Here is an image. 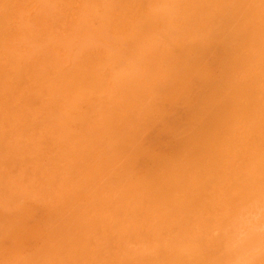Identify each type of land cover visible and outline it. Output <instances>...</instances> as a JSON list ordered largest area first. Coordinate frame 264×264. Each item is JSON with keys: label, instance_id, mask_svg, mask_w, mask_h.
<instances>
[{"label": "rangeland", "instance_id": "374dc122", "mask_svg": "<svg viewBox=\"0 0 264 264\" xmlns=\"http://www.w3.org/2000/svg\"><path fill=\"white\" fill-rule=\"evenodd\" d=\"M95 1H97V2H95ZM195 1H197V2L195 3ZM195 1L194 0H111V1L110 0H14V1L13 0H0V107H1L0 108V129H1L0 135L4 136L3 140H2V136H0V141H2V142H0V175H1L0 176V185H1L0 186V220H1V218L3 219V220H1L2 224L0 222V230H1V232H0V243H1V245H0V258L2 259V260H0V264H6V263L7 264H34V263H36V264L37 263L38 264H74V262H75V264H94L95 261H96V264H191V263L192 264H264V176H263L264 174L263 175L261 173L257 174L258 172L256 174H254V175L258 176V177H256L257 180L259 178V183L256 181L254 183V185H256V186H252L253 184L247 186V183H246L247 180H245L247 178H245V179L243 178L244 179L243 183H244V186L246 185V187H244V186L242 187V181H241L242 176H244L242 174L248 173V172H245L246 169L248 168V165L246 166V163L243 164V162L248 160L247 158H250L251 155L255 154L254 152L257 149H258V152L256 151L257 152L256 154L259 155V151H260L261 147L264 146L262 144L264 142V121H263L264 120V113H263L264 110H262L263 111L262 114L261 113L259 114V117H258L259 121L257 120L259 123H256L257 121L254 120V121H256L254 124H256L258 127V130H254V131H256V133L258 135L255 134V132H252L250 130V129H252L251 126H253L252 120L256 116L255 115V113H256L255 108L258 109L259 104H261V103L262 104L260 106L262 107V109L264 108L263 107L264 106V54H263L264 53V45L263 44L264 43L262 42V41H264L263 35H262V38L259 37V39L261 38L260 41H257V40H259L257 37H252V40L250 41L252 43H247V42L243 43L242 42L245 45H249L250 48L248 49L247 47H244V45H243L244 48L243 47H242L243 49L241 48L242 49L241 53H244V54L242 55L240 52H239V54H236V56L239 55L237 57L238 60L236 59L237 63L239 61V58H242V57H240L242 55V56L246 57V60H245L246 62H244V63H247V64H244L245 67L243 65L240 66L241 68H239V66H238V68H237L238 70H236V72H238V73H236V77L234 76V78H235V79H233L234 82L238 84L237 86H239L242 83H244V85L247 84L246 86H244V91L245 92L246 91L248 92V90H249V92L252 91L250 93L252 95L255 94L258 97V99L256 98V100H257L256 104L258 106L254 103L255 97H253V96L250 97V98H252V101H250L249 102L250 105H249V103H248V105L250 107L249 112L251 113V115H250L251 117L249 116L248 120H247L249 124L246 122V119H243V118H245V115L244 116L240 115V117L238 115V117L235 119L237 121H235L234 124H231L233 126L232 127L229 126L230 130L224 132L225 134H228V135H225L224 133H220V132H219L220 133L219 134L217 129H212V130L210 129V132L212 131V134L215 135L217 140L223 139L221 134L225 135V137H227V136L230 137L232 135V138H233V139H231L232 143H231L230 139L228 140L230 142L229 143V142H227V139L224 137L226 139V143H228L227 145L230 144L229 146H231L230 147L231 152L228 154L223 151L224 147L222 146L223 147L222 151H223V154L225 155L224 156L225 162L223 164H225V165L221 164L222 166H219V161L221 159L219 157H217V158H219V160L217 161L216 168L213 166V169L215 168V172H214V170H212L214 173H211V174H215V173L218 174V175L216 174L217 177L212 175V178H213V176L215 177L216 183H213L214 178L211 180L210 179L202 180L201 179L202 177L200 178V176L197 177V175H196L199 172L198 173L196 172L194 174V173H192V171H193L192 168L190 166L187 167L185 165L184 166L185 169H183L184 174H182V173H181V175L178 174L179 176L177 177V178H179L181 176L180 177L181 179H179L180 182L176 181V178H175L176 176H174L175 182H174V180H172V181L174 182L173 184H175L176 182L181 183L183 185L188 184L187 189H189V190L188 191L186 190V192L183 191L184 194L181 193L182 191L176 190L178 197H176L177 199H172L174 202H171L172 201L171 200L170 202L172 204H170V203H166L167 201L165 202V200L168 198H166V199L163 198V201H162L161 200L162 198L160 199V197L162 195L160 194L161 196L158 197L159 192H161L164 196V193H165L167 188L165 189V191L162 188L164 191L163 192L162 189L160 188V186L158 188H160L161 191H158V188L154 187L157 190L156 192L158 195L156 194L157 200H152L151 197L153 196V194H154L153 192H155L154 191L155 189L154 190L152 189L153 192H151L152 195L150 194L151 196L149 198V193L151 190V189H149L150 186L148 184L143 185L147 182L145 181V183H143V181H141L142 179L146 178V171L148 169H151V168L153 169V167H156L155 165H158V166L160 165V161H158V160H161L163 165L168 166L170 164L169 169L172 172V175L171 174L170 175H171V178H173L172 176L176 172L174 168L177 167V165H176L177 159L178 160L180 159V161H182L183 158L181 156H182V154L184 155L185 148L188 151L190 148V150L192 149V152H193V149L196 147L195 143H199L198 141H195V143H191V142H194V141L190 140V139H192V137L191 138L189 137L190 139L188 138L187 140L184 141V139L188 135H190V133H187V132H191V133L193 132L191 134V136L194 137L196 132H195V130L191 131V129H192L191 127H194V129H197L198 127L201 126V124H199V126L197 125L198 127H196V128L194 125L199 123V121H200V123H202V121L204 119H209V117H210V119H216L217 123H220L223 121H224L223 123H226L225 121L227 120L225 117H223L224 112L223 113L218 112V113L222 114V116H219L220 118L223 117L224 119H226V120H224L222 118L223 120L220 121L221 120L220 119V120H218L219 122L217 121V117H212L211 115H209L210 111L208 110V107L211 105L206 106L208 113L206 112L207 114H205L204 110L206 111V107L204 106L205 109L202 110V108H204L203 103L199 100H197L194 103L196 106L199 105L197 103H201L202 108L201 109L198 108V111L199 112H200V110H202V111L200 113H196V114H195V112L191 113L192 112L191 109L193 106L192 104H190V103H192L191 99H194V100L197 99V98H193V97H197V95H196L197 93L193 94L194 96L192 95V93H193V91H194V93L198 92L199 95L201 93V90L198 91V89H197V91H196L195 87H194V89L192 88L193 91H192V93H190L193 97L191 98L189 96V98H191L190 99L191 101H189V98H187L189 101L187 105L184 104V102H185L184 96L181 97L182 100L180 99L176 103L177 106L175 105V102H174L177 97L175 99H173L174 103L172 102L173 104L171 103L172 105H170V106L174 107V108L172 107L173 110L169 109V102H167L170 99L172 100V98L166 99L165 96L168 93L167 94L163 93L164 91H167V92L170 91L171 93L175 92V90L169 89V85H168L169 83L167 84L166 80L168 81V79H169V81H170V79H171L173 81H176L178 79L177 78L174 80L173 75H172V77H170V75L175 70H176V72L178 71L177 66H180L181 68L184 66L185 70L189 69L188 67H190V66L187 67L186 66L187 63L185 65V63L184 62L182 63L179 59H177L178 61L176 60L173 63L175 58H179V57L183 56L184 53L187 52L186 50L188 48L183 49V47L188 46L187 45L188 43H190V45H191V42H192V44H194V45L191 48V50L195 53L199 47V46H196L197 44L201 45L200 48H205L204 46H202L204 43H206V45H207L206 41H209L208 39L200 40L201 37H204V38L208 37L206 34L208 30H205V32H206L205 33L204 30L200 29V28H202L200 26V21L202 20L201 18L210 15V14L205 15L206 10L208 11L212 8L214 9L215 7L220 8L219 7L220 5L222 7H226L228 5V4H226V6H223L226 3V2H223V0H222V2H220L221 0H219V1L218 0L217 1L216 0H213V1L207 0V2H206V0H195ZM248 2H250L251 5H252V2H254L253 6L251 7L250 3H248ZM248 2L246 4L245 2H243V0H241L243 7H248L247 8L248 10H249V8H251L250 9L251 15H249L250 17L248 16V13H245V14L250 18V20L252 21L251 23H258V24L262 23L263 26L262 25H255L256 27H254V26L252 27L251 24L247 25V26H249V28L251 27L250 29L255 28V30H257V28H259V30H261V28L264 29V0H249ZM229 3H231V2H229ZM113 4H114V6H113ZM231 5H238L239 6V4L235 3V2ZM231 5H229L227 7H230L232 9L233 6H231ZM242 6L240 5V7H242ZM240 7H239V10H240ZM144 9H145V11H147L146 12L147 14L145 13V11H142ZM222 9H224V8H222ZM235 9H236V7H235ZM82 10H83V12H82ZM204 10H205V12H204ZM227 10H228V8H227ZM230 10H228L226 12L228 13V19L231 21L233 20L232 22H233L234 26L231 24V21L228 22L229 21L228 19H227L228 21L224 20L227 16V13H224L226 15V16H224V14L221 12L224 17L220 16L221 13L219 14V17H218V15H216L214 13H216V12L218 13L220 11L215 12L212 10L214 16H217L219 19L221 17H223L222 18L223 22L224 21L226 22L225 25H227V23H230L227 25L229 29H230V27L235 28L236 23H237V26H240V25H238L239 22H234L236 20V19L234 20V18L236 17L237 13H238V15L240 13L234 12L235 16H233L234 13L232 12L233 13V15H232ZM236 10H238V9H236ZM261 10H263V11H261ZM243 11L245 12V10H243ZM223 12H225V11H223ZM94 13H96V14H94ZM140 13H141V15H140L141 17L139 16ZM142 13L147 15V19H145L146 16L144 17ZM174 13H175V15H174ZM190 13H192V14H190ZM206 13H208V12H206ZM257 13H258V16H257ZM134 14H135V16H137L136 18H134L135 17ZM185 15H187V16H185ZM203 15H205V16H203ZM229 15H230V18H229ZM231 15H232V17H234L233 19H231L232 18ZM246 15H244V16H246ZM252 15L254 18L252 17ZM48 16H49V18H48ZM107 16H109V17H107ZM149 18L150 19L152 18V20H150V22H149ZM197 18L199 20H197ZM207 18H210V17H207ZM207 18H205V19H207ZM108 19H110V20H108ZM136 19H137V22L140 21L138 24L140 26H142L141 29H140L139 25L136 23ZM142 19L144 22L142 21ZM193 19H195L194 20L195 22L193 21ZM131 20L133 22H131ZM187 20H189V21H187ZM209 20L210 19H208V21ZM244 20H246V18H244ZM134 21H135V23H134ZM190 21H191V23H190ZM216 21L218 23H216V24L214 23L215 24V27L213 26L214 31L211 30L212 31V32H210L211 37L210 36L209 37L212 38V40L216 42L215 44L217 45L218 48L215 46L214 43H213V45L209 43L207 46L204 44L208 50H210L209 47H216L217 49H219L217 52V49L215 48L216 52L213 51L215 55L214 54H213V56L211 55L212 57L211 56L209 58L206 57V56L210 55L208 53H207L208 55H205V57H204L206 59L215 61V63H213V62H212V64L209 63V65L211 64L212 67H213V64L216 67H218V65H216V62L218 64V62H219V61H217L218 58L220 57V59L222 60L221 56L223 57L222 49L219 47L220 43L219 44L217 43L220 40L218 35H220L221 33L220 32L218 34L215 33V31L217 30L216 26L220 25L219 23H221L222 21L215 19L214 22H216ZM205 22L201 23L202 26H203V23L205 24ZM246 22L247 21H245V23ZM79 23H80V25H79ZM96 23H97V25H96ZM140 23H144V24L142 25ZM145 23H148V24L146 25ZM151 23L153 25H151ZM189 23L191 25H189ZM245 23H244V26L246 24H248V23H246V24ZM115 24H116V26H115ZM210 24H209V26H210ZM107 25L108 26L110 25V26L108 27ZM173 25L175 27H173ZM230 25H232V26H230ZM99 26L100 27L102 26V27L100 28ZM104 26H106L107 28ZM204 26H205V28L206 27L208 28V26H206V24ZM136 27L138 29H135ZM186 27H187V29H186ZM210 27H212V26H210ZM217 28H218V26H217ZM225 28H226V26H225ZM225 28L224 27L222 28V30H224V32H227V33L230 32V30L228 31V29L225 31ZM234 28L232 30H234ZM240 28L238 27V30ZM245 28L246 27H244L243 29H245ZM202 29H204V28H202ZM250 29H248V30H250ZM77 30H78V32H77ZM135 30H137V31H135ZM138 30H140V32L142 31V33L141 34H140V32L138 33ZM194 30H195V34L193 32ZM252 30L254 32H252ZM252 30H251V32L255 33V30L254 29H252ZM262 30H261V32H262ZM197 32L200 34H198ZM213 32L217 35H215ZM221 32H223V31H221ZM224 32L222 33L223 35H220L222 38H223L224 34H226ZM263 32H264V30H263ZM75 33H77V35H75ZM204 33L206 34V36H204L205 35ZM247 33H245V34H247ZM257 33H258V35L260 34V36L262 34V33H259V31L258 32L256 31V34ZM83 34H84V36H83ZM51 35H52V37H51ZM69 35L71 38L69 37ZM94 36H96V37H94ZM139 36L141 38H139ZM252 36H253V34H252ZM179 38H180V40H179ZM214 38H215V40H214ZM216 38L218 39L217 41H216ZM123 39H125V40H123ZM197 39H199V42H201V44L199 42L193 43V41L197 40ZM97 40H99V41H97ZM169 40H170V42H169ZM253 40L257 41V44L259 43L260 45L259 44L257 45L255 41L253 43ZM248 41H249V39H248ZM43 42H44V44H43ZM176 42H177V44H176ZM242 43H241L240 47L242 46ZM14 44H16V45H14ZM158 45H160V46L158 47ZM209 45H211V46H209ZM253 45L255 46V48L253 47V49H252L251 47ZM49 47H50V50H49ZM74 47H75V49H73ZM174 47H176L177 50ZM45 48H46V50H45ZM245 48H247V49H245ZM70 49H72L73 51H71ZM156 49H157V51H156ZM169 49H172V50H169ZM194 49H195V51H194ZM211 49L214 50V48H211ZM239 49L240 48H238V51H239ZM68 51L70 53H68ZM175 51H178V53L176 54ZM163 52H164V54H163ZM193 52H192V54H193ZM153 53H156V54L153 55ZM189 53H191L190 49H189ZM228 53L231 54V52H229V51H228ZM233 53H232V55H233ZM211 54H212V52H211ZM150 55H151V57L149 58ZM213 57H216V60L210 59ZM226 57H231V55L229 56V54H226ZM226 57H225V59H226ZM235 57H234V59H235ZM248 57H249V59H247ZM104 58H105V60H104ZM155 58H158V59H155ZM161 58H162V60H161ZM91 59H92V61H91ZM155 60H157V61L155 62ZM160 60L163 62L160 63ZM182 60L184 61V59H182ZM199 60H201V59H199ZM202 60L203 61H198L196 63L197 65L195 64L196 67H195V65H194V68L192 67L194 74L192 73L193 75H189V76H187V78L185 77L186 81L188 80L187 82H189L191 79H193V78L189 79L191 76L196 78L197 72H195V70L196 71L200 70L201 66L203 65L202 62H204L203 58H202ZM209 60H208V62H211ZM109 61H111V62L109 63ZM232 61H235V60H232ZM236 61H235V63H236ZM89 62H91V63H89ZM208 62H206V63H208ZM64 63H65V65H64ZM158 63L160 65H162L163 67H161L160 65H157ZM149 64H150V66H149ZM173 64H174V66H173ZM114 66H116V68ZM230 66H232V65H230ZM216 67H215L213 72H210V70H211V69H209L210 67L209 68H202V69H206L208 71V73L210 72V73L216 74V73H218L217 71L219 70ZM219 67H220V65H219ZM91 69L92 70L95 69L97 71V72H95V70H94V73L91 74L92 78L90 77L91 79H93V77H94L95 81H94V79L92 81L90 78H89V81H91V82L82 80L84 78V76H87L85 74L84 70L91 71ZM231 69H232V67H231ZM231 69L230 68H229V70L227 69V72L228 73L230 72V74L233 75V73H235V72L231 73V71H230ZM247 69H248V71H247ZM101 71H103V72H101ZM166 71H168V72H166ZM261 71H262V73H261ZM130 72H131V74H130ZM160 72H162L163 74H161ZM181 72L185 73V71H181ZM220 72L222 73V71H220ZM227 72L225 71V74ZM169 73H171V74H169ZM189 73H191V71ZM93 74H95V75H93ZM164 74H166V75H164ZM175 74H174V76H175ZM176 75L180 76L181 73L176 74ZM183 75L186 76L185 74H183ZM166 76H167V78H166ZM216 76H217V79H219V81H220L222 74L220 75L221 77H218L219 74L218 75L216 74ZM248 76H249V78H251L253 76V78H255V80L253 79L252 81H250L248 79ZM105 77H107V78H105ZM213 77H215V76H213ZM75 78H77V79H75ZM180 78H182V77L180 76ZM210 78L213 80L216 79V78L214 79L212 77H210ZM224 78H222L221 81H225ZM226 78L228 80L229 76H226ZM74 79H75V81H74ZM182 79H184V78H182ZM217 79L215 81L219 82ZM62 80L64 83L62 82ZM140 80H141V83L143 85H141V83L139 84ZM179 81H180V79H179ZM184 81H185V79L182 82H184ZM193 81H196L195 84H199L197 79L196 80L193 79ZM146 82H148V83H146ZM163 82H165L168 85V88H166L167 87V85H166L164 87L162 86L161 90L158 89L163 84ZM225 82L227 85V81H225ZM225 82H224V84L221 82V87L223 86V90L221 92V89H222L221 88L219 93H217V95H216V96H218V98L220 95V100L222 99L221 102L223 101V103H224V100H223L222 96H224V94H225V93L223 94V92H225L224 91ZM234 82H232V83H234ZM251 82H253L252 85H251ZM73 83H76L75 86H77V87H74ZM94 83H96V84H94ZM170 83H172L170 85V87L171 88L175 87L176 89L185 85V84L183 85V83L181 85L176 84V86H177L176 87L173 82L170 81ZM229 83L232 84L231 81ZM248 83L251 86H249ZM82 85H84V86H82ZM163 85H165V84H163ZM190 86L188 83V87H190ZM192 86H194V85H192ZM237 86H235V87H237ZM141 87H143V88H141ZM185 87H187V86H185ZM199 87L200 86H198V88ZM231 87H234V86H231ZM240 87L243 88V84ZM242 88H241V90H242ZM148 89H149V91H148ZM189 89H191V88H189ZM250 89H252V90H250ZM159 90H160V92H158ZM184 90H186V88ZM258 90L260 92L262 90L263 92L259 93ZM161 91H163L162 94L164 96H160V95H162V94H160ZM229 91L226 92V95H225L226 97H228L227 93ZM244 91H243V93L245 94ZM189 92L190 91H188L187 93H189ZM233 92H234V90H233ZM239 92H241V91H239ZM235 93H236V91H235ZM237 93H238V91H237ZM237 93H236V95H237ZM243 93L241 92L240 94H243ZM176 94H173V95H176ZM251 94H249V95H251ZM146 95H149L151 97H149V96L146 97ZM185 95H186V93H185ZM243 95L242 96L239 95V97L241 98V97H243ZM249 95H247L248 99H249ZM85 96H86V98H85ZM170 96L171 95L168 94L167 98H169ZM187 96L188 95H186V97ZM216 96L214 95V97H216ZM230 96H231V94H230ZM226 97H224V99ZM235 97H234V99H235ZM247 97L245 99H247ZM156 98H159V99H156ZM163 99L166 100L165 103L168 107V108L166 107V109L162 108L164 111H166L168 109V110H170L168 112L171 113V111L174 112L176 110L172 114L173 116L170 115L171 118H170V116H168V114L166 112V115L169 118L167 116H165L164 118L162 117L160 119V122L164 119H167L166 120L167 126L164 125L165 122H161V123L159 122V118L157 119V117H159L160 114L158 116V113H156V112L160 111V110H158V108H161L163 105L165 106L163 101L160 102ZM187 99H186V101H187ZM243 99H244V97L241 98V102L243 101ZM253 99H254V102H253ZM29 100H30V102H29ZM258 100L260 101L259 104H258ZM181 101L182 102L184 101V102L181 103ZM225 101H226V99H225ZM227 101H228V99H227ZM20 102H21V104H20ZM151 102L153 103V105L151 104ZM213 102H215V100H213ZM216 102H217V103H215L216 105L213 103L216 106L215 108H217V106H219L218 104H220L219 103L220 101H216ZM241 102L239 100L238 103L241 104ZM244 102L246 103L248 101L244 100ZM252 102H253V105L255 104L254 110L252 109ZM7 103H8V106H7ZM87 103H88V105H87ZM155 103L156 104L158 103L157 104L158 106L155 105ZM159 103H161L162 105H159ZM229 103H231V101ZM189 104H190V106H189ZM240 104H239V106H240ZM150 105H152V106H150ZM187 106L190 108L191 111L188 110L189 108ZM196 106H193V107L196 109L197 108ZM224 106H227V105L225 104ZM239 106H236V107H239ZM13 107L16 109L14 110ZM36 107L40 108V109L37 110ZM41 107H42V109H41ZM186 107L188 109H186ZM261 107H259V108L261 109ZM145 108H146V110H145ZM209 108H210V110L213 109L212 107H209ZM215 108L213 109L212 114L217 115ZM229 108H231V106ZM241 108H243V107L241 106ZM246 108H248V106ZM195 109H193V110H195ZM224 109L227 110L228 108L225 107ZM2 110H4V112ZM181 110L182 111L185 110L183 112V114H182ZM187 110L190 111L189 116H186V115H188ZM229 110H231V109H229ZM252 110H253V112H252ZM45 111H47V113ZM218 111H219V109H218ZM241 111H242V109L240 110V112ZM7 112L9 113V115ZM176 112H178V113H176ZM247 112H246V114H247ZM257 112H258V110H257ZM180 113L182 115H184V117L186 116V118L189 117L188 120L184 119L182 117V115L179 116ZM202 113H204L205 115H207L209 117H204V119H203L204 115H202V119H201L202 121H201L199 117ZM227 113H229V111H227ZM234 113H235V111H234ZM234 113H232V114H234ZM25 114L28 116H26ZM42 114L44 115V117L42 116ZM161 114H162V116H164L163 112ZM193 114H194V116H193ZM135 115H137V117ZM175 115L179 116L177 118H181L183 121L184 120H187V121L183 122L182 120L178 119L177 121L179 123H174L172 121H174V120L176 121V119H177ZM197 115H198V120L196 119ZM10 116H12V117H10ZM133 116L136 118H134ZM154 116H155V120L157 119V121L159 122V124L157 123V125L158 126L160 125V126L158 127L156 124L154 125V123H153L155 128L154 127L151 128L149 125L152 123V120L150 121L148 119H151V118L153 119ZM192 116H193V118L195 117L194 119L197 120L198 122L195 121L194 119L192 120L193 122H190V120L192 119ZM234 116H236V115H234ZM28 117H30V119ZM140 117H142V118H140ZM25 118H27L26 119L27 121L25 120ZM117 118H119V119H117ZM131 118H132V120H130ZM231 118H232V116H231ZM21 119H23L24 121H22ZM135 119H137V120H135ZM228 119H229V117H228ZM9 120H11V121H9ZM39 120H41V121H39ZM50 120H52V121H50ZM16 121L19 123H17ZM131 121L134 123H132ZM136 121H137V124L135 123ZM138 121H139L140 125L143 124L142 125L143 126V129H142L143 132L149 131L150 128H151L150 131H153L154 129H156V130H154L156 132L157 130H159L157 128H160L161 126H162L163 130H160V132L157 131V134L156 133L154 134L151 132V134L149 133V134H143L142 136H138L139 132H135V131L138 130V127H140V128L142 127L139 125ZM153 121H154V119H153ZM169 121H171V122H169ZM180 121L183 122V124L185 123L184 124L185 126L182 127L183 129L184 128L185 129L182 132L180 131L181 126L179 127V124L181 123ZM243 121L245 122V124ZM11 122H12V124H11ZM38 122H39V124H38ZM144 122L146 123L145 124L146 126L148 124L149 130L146 129ZM186 122L188 124L189 123L190 124L189 125L187 124L188 126H186ZM3 123H6V124H3ZM251 123H252V125H251ZM122 124H124V125H122ZM12 125H14V126H12ZM163 125L166 126V129L169 126L170 128H172L171 131H173L175 134H177V136H175V138L173 140H172V136L174 137L175 134H173V132L169 131V128H168V131L170 133L168 131L165 133H166V136H170L167 138H169V139L171 138V139L169 140L166 138V136L162 135V131H163V133L165 131L164 130L165 128L163 127ZM177 125H178L179 129L175 128V127H177ZM218 125L222 126L223 124L221 123V125L220 124H218ZM256 125H254V126H256ZM23 126H24V128H23ZM25 126H27V127H25ZM83 126H84V128H83ZM123 126L127 127V128L124 127V129H127L126 132L127 133L130 132L132 134V136H134L137 133L135 135V137L137 136L138 139L134 140V141H136L135 145H134L135 147H136V145H142V144L144 145V143H145L144 141L148 140L150 142V145H152V150L149 149V151L150 150L154 151L155 149H153V145H155L157 143L156 147H160V148L159 149L157 148L156 151L160 150L162 148L163 149V150L161 149L162 155L160 154V151H161L160 150L158 152L159 154H156V155L155 154H151V155L149 154L150 157L148 156L149 157L148 158V157H146L147 153L145 154L143 151L140 150L142 153L145 154V156L143 159H141L143 156L140 157V159L142 161L140 159L138 161L136 159L138 157L137 152H139V154L141 152L135 149L137 152L133 153L134 148H132L133 146L131 144L134 142L131 143L129 140V143L127 145L126 144V141H127L126 136L122 137L121 135H123V134L120 132H117L118 128L120 129L119 131H121V128H123ZM186 127H187V129H186ZM249 127H251V128L249 129ZM44 128H45V130H43ZM48 128H49V130H48ZM214 128H217V127H214ZM223 128L227 129L225 127V124H224ZM2 129L4 131H2ZM173 129H175V130H173ZM7 130H8V132H7ZM177 131H180V132H177ZM213 131H215V132H213ZM23 132H25V135ZM26 132L29 134L27 135ZM34 132H36V133L38 132V135L36 133L34 134ZM73 132H75V133H73ZM117 133H118V135L120 134L119 136H120L121 140L122 139L124 140V137L126 138L125 141H121L122 143L124 142V148L128 147L130 150L133 149V150H131L133 155L136 154L134 156H137L134 159H136L138 162L137 161L132 162L133 157H131V158L129 157V158L131 159L132 165L138 166V164H140L138 166L139 168H137L135 166L137 168L136 169L134 166H131L134 168H132L133 170L132 169L129 170L130 166L129 167L125 166V168H127V170L124 169V171L122 172V170H123L122 167H124V163H122V162L121 163L120 162L119 163L112 162L109 165H107L108 162L104 163L106 165L99 163L101 158H103L104 161H106L109 156H111L110 159L113 157V159L118 160V161L119 160L123 161V159L124 160L126 159L125 160V162H126L129 159V158H125L126 153H124L125 155H123V156L121 155L122 150L118 149L119 150V151H117L118 153H114L116 148L111 147V146L116 147V145H120V147L123 146L122 143H117V142H119V139H118L119 137H118ZM80 134H81V136H80ZM86 134H87V136H86ZM169 134H171L172 136ZM82 135H83V137H82ZM150 135H154V136L157 135L158 137L157 136H155V137L158 139H156V138L153 139L154 137H151ZM179 135L181 136V139L178 138ZM209 135L211 136V133ZM77 136H79V137H77ZM102 137H104V138H102ZM216 138H214V140ZM145 139H147V140H145ZM161 139H164L162 141L163 143L166 141V139L168 142L171 141L172 142L171 145L175 146L176 148L179 145L180 148L179 147L178 148L180 150L177 151L178 153L176 152V150H178V149L175 150L174 149L175 147L172 148V146H169V144L167 145L164 143V146L162 147L161 146L162 142L159 143ZM11 140L14 142L12 143ZM85 140H86V142H85ZM102 140H104V141H102ZM116 140H117V142H116ZM217 140H215V141L219 144V142ZM3 141H5V142H3ZM97 141H98V143H96ZM91 142L94 143L96 145V147ZM149 142H147L148 145H149ZM234 142L237 144H235ZM36 143H37V146H36ZM76 143H77V145H76ZM82 143H84L83 147H82V145H83ZM86 143H88L90 145V148H92V146H93V148H95L93 150L91 149V152L94 151L95 153L92 152V154L93 153L94 154L92 157L89 156V159L90 158L92 159L94 157V155L97 153V154H99V157L101 156L100 158L98 157L100 159L99 162L96 159V157H97L96 156L97 154H96L94 159H96L97 161H92L93 160L92 159L91 163H90V161L88 159L87 160L88 164H87V162L85 161L87 158L86 155H90L91 152H89V154H88L86 148H88V149H90V148H89V145H87ZM163 143H162V145H163ZM202 143L204 144V142H202ZM207 143H210V142H207ZM66 144H67V146H66ZM85 144L87 146H85ZM186 144L187 145L189 144V146H187ZM193 144L195 147L191 148L190 145H193ZM79 145H81V146L79 147ZM165 145L169 146V147H167V149H165L166 148ZM184 145H185V147L183 148ZM202 145L197 144V146H199V147L196 148L197 150L200 151L201 154H202V151H204V148L206 146L205 144H204V146H202ZM221 145H220V147H221ZM6 146L7 147L9 146L8 147L9 149ZM201 146L204 148H201ZM210 146H212V145H210ZM97 147H99V148H97ZM145 147L148 150L147 146H145ZM234 147L236 148V150ZM249 147L251 148L250 150L252 153L250 152ZM101 148L102 149L105 148V150L103 149V150H101L102 151L101 152L100 151ZM128 148H125V149L129 150ZM143 148H144V146H143ZM182 148L184 150H182ZM212 148L211 149L213 151L214 147H212ZM226 148H228V146ZM125 149L123 150L124 152H125ZM171 149L172 150L174 149V151L177 154L174 151H172V152L175 153V155H177V156L179 155V156L178 157L174 156L173 153L169 154L168 152H171V151H169ZM196 149H194V152H193L194 157L198 153V152L196 153ZM96 150H98L99 152H96ZM167 150H168V152L166 153ZM80 151H81V153H80ZM82 151H84V152H82ZM85 151H86V153H85ZM192 152L190 153V151H189L190 154H192ZM205 152L206 151H204V153ZM210 152H211V150H210ZM76 153H78V154H76ZM129 153H131V152H129ZM189 153L187 154L188 156H189ZM37 154L38 155L44 154L43 155L44 158H42V155H41V159H39L40 155L38 156ZM69 154L72 156L70 157ZM83 154H85V155H83ZM117 154H119V156H116ZM211 154H212V152H211ZM215 154L216 153L212 154V156H214ZM263 154H262V156H263ZM140 155H143V154H140ZM166 155H167V157L169 156L170 159H172V162H174V161L175 162L172 163L170 161V159L169 160H168V158L166 159L165 158ZM206 155L208 156V154H206ZM218 155H220V154H218ZM249 155H250V157H249ZM68 156H69V158H68ZM104 156L106 158H104ZM128 156L129 155H127V157ZM131 156H132V154H131ZM203 156H200V157H203ZM254 156H256V155H254ZM35 157H36V159H35ZM118 157L119 158L121 157V159H119ZM175 157H177V158H175ZM8 158L9 159L14 158V159H12L13 160L12 161L11 159L9 160ZM162 158H165L166 160L162 159ZM206 158L207 157L205 156L204 159L202 158V159H200V161H205V163H207V164L212 163L211 160H208V161H210L209 163L206 162L207 161ZM254 158H252V159H254ZM149 159H153L154 161L156 160L155 161L156 163L152 162V164H153L152 165L150 161H153V160H149ZM184 159H188V157L184 158ZM193 159H195V158H193ZM193 159H191V160H193ZM16 160H18V161H16ZM22 160H23V162H22ZM27 160L29 162H27ZM41 160H42V162H41ZM143 161H145V162H143ZM147 161H148V163H146ZM197 161L198 160L196 159V162ZM251 161H249V163ZM38 162H40V163H38ZM129 162H130V160H128V163H126V165L127 164L130 165L131 162L130 163ZM169 162H171V163H169ZM262 162H263V160H262ZM162 163L160 165L161 167H163ZM58 164H60V165H58ZM177 164L180 165L182 163L177 162ZM15 165H16V168H14ZM141 165H143L145 167H142ZM182 165H184V164H182ZM191 165H193V163ZM201 165L202 164L200 163L199 167ZM253 165H255V164H253ZM197 166H198V164H197ZM256 166H258V164H256ZM5 168H6V170H5ZM118 168H120V169H118ZM182 168H183V166H182ZM195 168H196V166H195ZM195 168H193V169L195 170ZM224 168L226 170H224ZM51 169H52V171H51ZM56 169H57V171H56ZM159 169H157V170H159ZM163 169H165V172H166V169H168V168H166L164 166ZM189 169H191V170H189ZM237 169L240 172H238ZM257 169H258V167H257ZM48 170H49V172H48ZM82 170H84V171H82ZM199 170H200V168H199ZM230 170H232V171H230ZM254 170H252V171H254ZM29 171H30V173H29ZM92 171H93V174H92ZM133 171H134V173H133ZM195 171H197V170H195ZM242 171H244V172H242ZM257 171H259V170H257ZM126 172H127L126 178L127 177L131 178V179H129V180H131V182L128 180L125 181V178L121 177L122 175L124 176V174H126ZM148 172H150V170ZM153 172H154V170H153ZM180 172H182V170ZM180 172H178V173H180ZM185 172H188L189 174L188 173L186 174ZM228 172H229V174H228ZM68 173H69V175H68ZM151 173H152V170H151ZM151 173H149L150 175H149L148 180H147V178L145 179L147 181H150L149 179H151V177L154 176V177H152L151 182H149L150 184H152V183L154 184L155 182L159 183V182L163 181V180L158 181V177H160V179H161V176L159 174H162L164 172H162V173L158 172L159 173L158 176L155 175L156 173H152V174ZM207 173H209V172H207ZM232 173H234V175ZM235 173L236 174L239 173V176H238V174L236 175ZM262 173H263V171H262ZM70 174H72V175H70ZM135 174H136V176L137 175L138 176L136 177ZM113 175L115 176V180L112 179V178H114ZM117 175H118V177H117ZM147 175H148V173H147ZM163 175H165V173ZM167 175H168V173H167ZM167 175H165V176H167ZM199 175H201V173ZM38 176H39V180H38ZM87 176H88V178H87ZM144 176H145V178H144ZM165 176H162V177H165ZM207 176H210V174H208ZM249 176H250V174L248 175V177ZM89 177H90V181H91L89 187H90V189H94V191L92 190L93 192H91V190L89 189L88 184H87L88 183L87 181H89ZM109 177H110V180H109ZM140 177H142V178L140 179ZM239 177H241V179ZM98 178H100V179H98ZM171 178H170V180H171ZM197 178H199V180ZM217 178H219V181ZM252 178L254 179V177H252ZM93 179H94V181H97L99 183V185H98V183L95 182L98 185V187H97L98 189L96 188L97 190L95 189ZM95 179H98V180H95ZM116 179L121 180V181H119L120 188H121V185H123V187L121 189H118L119 183L116 182L117 181ZM137 179H139L141 182L138 183L139 180H137ZM154 179H155V181H154ZM220 179L224 180V182L221 181ZM229 179H231V180H229ZM164 180H166V179H164ZM167 180H169V179H167ZM196 180H197V182H196ZM227 180H229V181H227ZM235 181L239 185L236 184ZM251 181H252V179H251ZM104 182H106L107 184ZM195 182H196V184H195ZM247 182H249V181H247ZM72 183H73V185H72ZM165 183H166V181H165ZM165 183H162V184L165 185ZM171 183L172 182L168 183L169 187L170 186L172 187ZM178 183H177V185H179ZM256 183H258V184H256ZM84 184L85 185L87 184L88 188L87 187L82 188L83 186H85ZM115 184L118 186H116ZM162 184H160V185H162ZM201 184H202V186H201ZM248 184H251V183H248ZM107 185H109V186H107ZM224 185L225 186L227 185L228 189H226V187ZM167 186L165 185V187H167ZM195 186H196L197 190H196ZM68 187H70V188H68ZM74 187H76V189ZM126 187H127V189L132 187V188H130V190L131 189H133V190L132 191L128 190V191L130 194L132 193L134 196L136 195V197H138V201L134 197L133 199H130V202H129L128 197L127 198L125 197V195L127 194ZM147 187H148L147 190H149V193H147V190H144V191H146V193L143 194V190H141V188H147ZM171 187L168 189L170 190ZM223 187H224V191H223ZM229 187H230V189H229ZM239 187H241V188H239ZM248 187H250V188H248ZM254 187H256V188L259 187V189L258 188L256 189ZM85 188L87 189L86 191H85ZM123 188L125 189V192H126L125 195H122V192H121ZM152 188H153V186H152ZM181 188L183 189V187H181ZM217 188H219V189H217ZM231 188L233 190H231ZM139 189H140V191H139ZM177 189L179 190V187H177ZM190 189L192 190V192H190ZM214 189H216V190H214ZM225 189H226V191L227 190H229V191L226 192ZM234 189H236V190H234ZM171 190H173V189H171ZM4 191H6V194ZM56 191L58 192V195L56 194L57 193ZM96 191H98V192H96ZM232 191H233V193H232ZM240 192H241V194H240ZM172 193H174V191H172ZM185 193L188 195H186ZM214 193H215V195H214ZM225 193L227 195L228 194L231 195L230 199H227L226 196H224ZM50 194H53V195H50ZM123 194H124V192H123ZM132 194H131V196H132ZM146 194H148L147 195L148 201L146 200V198H144V197H146ZM238 194H240V196H238ZM128 195L129 194H127L126 196H128ZM241 195H243V196H241ZM74 196H75V198H74ZM76 196H78V197H76ZM154 196H153V198H154ZM175 196H176V194H175ZM182 196H184V198ZM170 197H171V195H170ZM192 197H193V200H192ZM209 197H210V199H209ZM231 197L233 199H231ZM67 198H69V199H67ZM181 198H182V200H181ZM66 199L68 200L69 204H68ZM76 199H77V201H76ZM198 199H200L201 201H199ZM65 200H66V202H65ZM190 200L192 203L190 202ZM210 200H212V201H210ZM218 200H220V201H218ZM135 201H137V202L135 203ZM64 202L66 204H64ZM146 202H148V203H146ZM157 202H158V204H157ZM183 202H185V203L183 204ZM212 202H213V204H212ZM61 203H63L64 205H67V206L64 207L63 204H61ZM73 203H74V205H73ZM163 203H166V204L163 205ZM48 204H50V205L48 206ZM168 204H170V205H168ZM7 206H8V208H7ZM50 206H51V208H49ZM80 206H82V208H85V209H82ZM172 206H173V208H172ZM61 207L62 208L64 207V208L61 209ZM214 207H215V209H214ZM35 208H37V209L35 210ZM38 208L41 209L42 211L41 210L39 211ZM53 208H54V210H53L54 212L52 211ZM154 208H156V209H154ZM157 208H159L160 210ZM28 209L29 210L31 209V210L29 211ZM64 209H67V210H64ZM163 209L164 210L166 209L167 211L166 210L164 211ZM175 209H176V211H175ZM19 210L20 211L26 210V213L24 214L25 216H23V213H22L24 211L19 212ZM63 210H64V212H63ZM68 210H69V213L66 214L65 211L68 212ZM77 210H79V211H77ZM221 210H223V211H221ZM60 211L63 214H60ZM81 211H83V212H81ZM100 211H101V213H100ZM77 212L78 213L80 212L81 214L79 213L77 215ZM29 213H30V215H29ZM45 213H46V215L44 216ZM213 214H214V216H213ZM39 215L41 216V218ZM75 215H76V217H73ZM132 216H134V217H132ZM29 217H32V218H29ZM50 217H52V218H50ZM60 217L64 218L66 220L65 225L67 224L68 227L72 228V230H71V228L68 230V233H70V234H67V236L70 235L71 238L68 236L65 239L66 233L65 234L58 233L57 232L58 228L55 230V233H53V234L50 233L54 230V228L59 227V226L63 229V231H65V230L67 231V229H66L67 227L66 228L64 227L65 221L63 222L64 219H61ZM158 217H159V219H158ZM22 219H24V221ZM79 219H80V221H79ZM88 219H90V220H88ZM114 219L116 222L114 221ZM45 220H46V222H45L46 224H44ZM52 220H54V221H52ZM60 220L63 223L60 222L61 223L60 224L59 223ZM53 222H54V224H53ZM35 223L36 224L38 223V224L36 225ZM49 223L51 226H49ZM115 223H116V225H115ZM29 224L31 226H29ZM52 224L55 226L52 227ZM16 225H17V227H18V225L20 227L17 228ZM45 225H46V227H45ZM113 225L115 228L113 227ZM32 226H35L34 230L36 231L35 232L32 229L34 231L33 234L31 232L32 230L30 229V227L34 228ZM38 226H40V227L38 228ZM106 226L108 228H106ZM37 228H38V231L36 230ZM61 228L59 230H61ZM161 228H162V230H161ZM46 229H47V231L48 230H50V231L47 232ZM73 229H75V230H73ZM81 229H82V231H81ZM24 230H26V231H24ZM16 231H17V233H16ZM73 231H75V235H74ZM21 232H23V234ZM24 232L26 234H24ZM29 232H31V236H30ZM20 233H21V235H20ZM37 233H39V234H37ZM44 233H50V234L49 235L46 234L47 236H45ZM6 234H8V235H6ZM42 234L44 235V237H41ZM59 234H62V235L60 236ZM76 234H78V236ZM11 235H12V237H11ZM19 235L21 237H19ZM25 235H27L26 237H28V238H26ZM38 235H40L41 238L38 237ZM55 235L58 238L59 245H57L58 242L54 238ZM22 236H23V238H22ZM62 236L64 238H62ZM73 236H75L76 238H74ZM91 236H92V238H91ZM13 237H15V239H13ZM78 237H80V238H78ZM60 238H62L61 239L62 241L60 240ZM77 238L79 239V241ZM89 238H91L92 240ZM33 239H35V240H33ZM40 239H41V241H40ZM64 239H65V241H63ZM49 240H51L54 243H57L56 246H54L55 244L50 241V243H52L54 245L48 243V244H50L49 246L52 245L54 247L46 248V246L48 244H45V243L48 242ZM83 240L86 243H88V245L86 243L84 244ZM8 241H10L12 245L14 243L16 245V247H18V246L20 247V249L16 248L17 250L16 249L14 250V252L15 251L17 252L16 254L11 251L15 248V246L10 245ZM42 241L43 242L46 241V242L43 243ZM87 241H89V242H87ZM65 242L67 243V245H65L66 244ZM156 242H157V244H156ZM6 245H8V246H6ZM41 246H42V250H40V248H39ZM49 246H47V247H49ZM61 246L65 247V248L62 247V249H66V252L63 253L62 250L59 249ZM147 246L149 249L147 248ZM5 247H7V248L9 247V248L7 249ZM10 248H11V250H10ZM36 248H38L39 250ZM74 248L76 250H74ZM37 250H38L39 254L37 253ZM67 250L70 252H68ZM90 250H91V252H90ZM45 251L46 252L48 251L49 253L53 252L52 253L53 255L51 256L49 254L50 255L49 257L47 255L45 256V254H44V256L41 255L42 252H45ZM55 251H56V254L54 253ZM78 252H80V254ZM32 253H34L35 255ZM33 255H34V257H33ZM58 255H60V256H58ZM27 256H29V257H27ZM99 256H101V257H99ZM195 256H199V257H195ZM51 257H53V258H51ZM184 257H186V258H184ZM5 258H6L7 262H6ZM97 258H98L99 262L96 260ZM70 259H71V261H70ZM8 260H11L12 262L11 261L9 262ZM25 260H27V261H25ZM90 261H92V263Z\"/></svg>", "mask_w": 264, "mask_h": 264}, {"label": "bare ground", "instance_id": "6f19581e", "mask_svg": "<svg viewBox=\"0 0 264 264\" xmlns=\"http://www.w3.org/2000/svg\"><path fill=\"white\" fill-rule=\"evenodd\" d=\"M13 1H14V0H13ZM110 1H111V0H110ZM194 1H195V0H194ZM209 1H210V0H209ZM212 1H213V0H212ZM216 1H217V0H216ZM218 1H219V0H218ZM238 1H239V2H238ZM248 1H249V0H245V1L243 0V2H245L246 4H247ZM49 2H50V1H49ZM92 2H93V1H92ZM92 2H91V3H92ZM95 2H97V1H95ZM196 2H197V1H195V3H196ZM206 2H207V0H206ZM220 2H222V0H221ZM223 2H226L225 5H223V4L221 3L223 6H226V4H228L227 6H229V5L233 4L234 2H235V3H238L239 6H238V5H231V6H233L232 9H231L230 7H227V6H226V7H222V6L220 5V6H219L220 8L215 7L214 9H213V8L210 9L211 11H210V10H208V11L206 10V12H208V13H206L205 10H204L205 15H206V14H210V15H209V16H205V15H203V16H205V17L201 18L202 20L200 19L202 22H205V21L207 22V23L205 22V24H206V26H208V28H207V27L205 28V26H204L205 24L203 23V26H204V27H203L202 24H201L202 22L200 21V26H201L202 28H204V29H202V28H200V29H201V30H204V32H205V30H208L207 33L205 32V33L207 34L208 37L204 38V37H201V36H200V37H201L200 40H202V39H208L210 42L205 40V41L207 42V45H208L209 43L212 44V45H213V43H214V44L216 43L215 41L212 40V38H210V37H211L210 32L214 31L213 29H214V27H215V24L218 23L217 21L214 22L215 19H216V20L218 19L219 21H220V20L222 21L221 23H219L220 25H217L218 28H217V26H216V29H217V30L215 29V30H216L215 33L218 34V33L220 32V33H221L220 35H223L222 33L224 32V30H222V28H223V27L225 28V26H226L225 31H226L227 29H228V31L230 30V32H228V33H227V32H224V33H226V34H224L223 38H222L220 35H218L220 40H219L217 43H218V44L220 43V44H219V47L222 49L223 57L221 56V58H222V60H221L220 57H219V58L217 57L218 55L216 56V57L218 58L217 61H219L218 64H217V62H216V65H218V67H219V65H220V67H221L222 69H221L220 67H219V68L216 67L214 64H213V67H212L211 64H212V62L215 63V61L204 58L205 55H208V54H210V55L206 56V57H208V58H209L211 55L213 56V54H214L213 51L216 52V50H215V48L217 47L216 44H215L216 47H209L210 50H208V49L206 48L207 45H206V43H204V42H205V41H204L203 43H204L206 46H205L203 43H202V44H203L202 46H204L205 48H200L201 45H198V44H197L196 46H199V47H198V50L194 53V52L191 50V48L193 47L194 44H192V42H191V45H190V43H188V44H187L188 46L183 47V49H187V48H188V49L186 50L187 52L184 53V55H183L184 57L181 56V57H179V58H175L174 61H173V63H174L177 59H179L182 63L184 62L185 65H186V63H187L186 66H187V67L190 66V67H188L189 69H186V70H185V69H184V66H183L182 68H181L180 66H177L178 71L176 72V70H175L174 72H173V71H172V72H173L174 74H175V73H176V74L181 73L180 76H181L182 78H184L185 81H186L187 76H189V75H193V74H194V73H193L194 65H195L198 61H203V60H202V58H203V59H204V62H202L203 65L201 66L200 70H199V71H196V70H195V72H197V73H196V78H195V77H192V76L189 78V79L193 78V79H195V80L197 79L198 82H199V84H195L196 81H193V79H191L189 82H187L188 80H187L186 82H185V81L182 82L184 79L180 78V76H177L176 74H175V76H174L173 73H172V74L169 73V74H171L170 77H172V75H173L174 80L178 78L176 81H173V80L170 79V81L173 82V83L175 84V86H176V84H177V85H181L182 83H183V85H184V84H185V85H184V86H181V87L178 88V89H176L175 87H174V88H171L170 85H171L172 83H170V81H169V79H168V81L166 80V83H167V84L169 83V84H168V85H169V89H173V90H175V92H176L177 94H176L175 92H174V93H171L170 91H169V92H167V91H164V92L161 91L160 94H162V92H163V93H165V94L168 93L169 95H171L169 98H167V97H168V94L165 96L166 99H170V98H172V100L170 99L169 101H167V102H169V109H171V110H173V109H172L173 106H170V105H172V104L175 102V105L177 106L176 103H177V102L181 99V97H183V96H184V99H185V102H184V101H183V102H184V104H186V105L188 104L189 101L192 100V103H190V104H192L193 106H196L194 102H196L197 100H199V101H201V102L203 103V107H204V106L206 107V106H208V105H211V106H209V107H212L213 109L216 107V106H215V105H216L215 103H217L216 101H220V102H219L220 104H218L219 106H217V108L219 109V111H218L217 108H215V111L217 112V115H218V116L212 114V113H213V109L210 110V108L208 107V110L210 111V112H209V113H210L209 115H211L212 117H217V121L220 120V119H221L220 121H222V120L224 119L223 117H225L227 120H226V119H224V120H226L225 122H226L227 124H226V123H223L224 121H223V122H220V123H217V122H216V119H210L209 116L205 115V114L208 113V110H207V107H206V111H205V110H204L205 107L202 108V107H201V106H202L201 103H197V104H199L200 106H199V105L196 106V107H197L196 109L192 106V109H191L192 112H191V113L195 112V114H196V113H200L202 110H204V113H205V114L202 113V114L200 115V117H199L200 120L202 119V115H204V116H203V119H204V117H209V119H204L203 121L201 120L202 123H200V121H199V123L195 124V125H194L195 128L198 127L199 124H201V126L198 127L197 129H194V127H191V128H192L191 131H192V130H195L196 133H195V135H194V137H193V136H191V134H192L193 132H192V133H191V132H187V133H190V135H188L187 137L185 136L186 138L184 139V141L187 140L189 137H190V138L192 137L193 140L190 139V138H189V139H190L191 141H194V142H191V141L189 140L191 143H195V141H198L199 143H195L196 147L194 146V144H193V145H190L191 148H194V147H195L194 149H196L197 147H199V146H197V144H198V145H202V144H203L202 142H204V144H205L206 146H205V148L202 147V146H204V144H203V145L201 146V148H204V151H206V152L204 153V151H202V154H201L200 151L196 149V153H197V152H198V153H197L196 156L194 157V156H193L194 149H193V152H192V149L190 150V148H189L190 153L192 152V154H190L189 151L186 150V148H185V151H186V152L184 151V155L182 154V156H181V157L183 158V159H182L183 162L180 161V159H179V160L177 159V162H178V163H182V164H184V165H182V164L178 165L177 162H176L177 167H175V168L173 167V168L175 169L176 172H177V171L180 172L181 170H182V172H180V173H178V172L176 173V172H175V173L173 174V176H172L173 178H171L172 172H171V170L169 169V166H170L169 163L172 162V159H170L169 156L167 157L168 154L165 156L166 159L168 158V160L170 159V161H171V162L168 163V164H169L168 166H167V165H163V163L161 162V160H158V161H160V165H161V163H162V166H163V167H161L160 165L158 166V165H155V164H154L156 167H157V166H158V167H157V168H156V167H153V169L150 167L151 169H148V170L146 169V170H147V171H146V178H147V180H148L149 175H150L149 173H151V170H152V173H156V174H155L156 176H158V174H159V173H162V172H164L165 175H167V173H168L167 176L163 175L164 173L159 174V175L161 176V179H160V177H158V181H160V180H161V181H162V180L164 181V182H163V181H162V182H159L160 184L165 183V181H166L167 184L165 183V185L167 186L168 183L172 182V183H171L172 187H171V186H170V187H171V189H173V190H171V189L169 190V189H168V188H170L169 185H168L167 187H165L164 184L160 185L159 183H156V182H155L156 184L154 183L155 185H154L153 183H152L153 185L150 184L149 182H151V179H152V177H154V176H152L151 179H149L150 181L145 180L146 178H145V176H144L145 179H142L141 181H143V183H145V181H146L147 183H145V184L142 183V184H143V185L148 184V185L150 186L149 189H151V190L153 189V190H154V189H155L154 187L158 188V187L160 186V188H161V189L163 188L164 191H165V189L167 188L166 191H165V193H166V192H167V193H166V194L164 193V196H163V194H162L161 192H159V195H158L157 192H156V191H157L156 189L154 190L156 193L153 192V190H152V191L150 190V193H149V190H147L149 186H148L147 188H141V190H143V194L146 193V191H144V190H147V193H149V198H150V196L152 195L151 192L154 193L153 196L155 195V196H154L155 199H154L153 196H152V197H151L152 200H157V195H158V197L162 195V196L160 197V199L162 198V199H161L162 201H163V198H164V199L168 198V199L165 200V202L167 201L166 203H170V204H172L171 202H174L172 199H177L176 197H178V196H177V191H182L181 193L184 194L183 191L186 192V190H187V191L189 190V189H187V187H188L187 185H188V184H187V185H183V184L178 183V182H176L175 184H173V183L175 182V178H176V181H179V179H181V178H180L181 176H180L179 178H177V177H178L179 175H181V173L184 174L183 169H185V167H184L185 165H186L187 167L190 166V167L192 168V170H193L192 173L195 174L196 172H197V173L199 172V173L196 174V175H197V177H199V176H200V178L202 177V178H201L202 180H208V179L211 180V179L214 178L213 183H216V181H215V177H217V176H216L217 173H215V174H211V173H214V172H215V168H216L217 161L219 160V158L221 159V160L219 161V166H222L221 164H223V163L225 162V157H224L225 155L223 154V151H224L225 153H227V154L231 152V151H230V150H231V149H230L231 146H229L230 144L227 145L228 143H226V139H227V142H229V141H228L229 139H230V140L233 139V138H232V135H231L230 137H229V136L225 137V135H228V134H225L224 132L230 130V129H229V126H231V127L233 126V125H231V124H234L235 121H237V120H235V119L238 117V115H239V117H240V115H241V116H244V115H245V118H243V119H246V122L248 123V121H247V120H248V117L251 115V113L249 112V111H250V107H249L250 103H249V102L252 101V98H250V97H252V96L255 97V98H254V99H255V102H254V99H253V102H254L255 104H256V102H257L256 98L258 99V97H257L255 94L252 95V94L250 93V92H252V91L249 92V90H248L249 93H248L247 91H246V92L244 91V86H246L247 84L244 85V83H242V84H243V88H242V87H240L242 84L239 83L240 85L237 86L238 84L235 83L233 79H235L234 76L236 77V73H238V72H236V70H238V69H237L238 66H239V68H241L240 66H242V65L244 66V64H247V63H244V62H246V61H245V60H246V57H245V56H242L244 53H241V51H242V49H243L244 47H247L248 49H249L250 47H249V45H245V44H243V43H245V42H247V43H252V42H250V41L252 40V37H257L258 39H259V37L262 38V35H263V37H264V32H263L264 29H263V28L260 27L261 30L263 29L262 32H261V30H259V28H257V30H255V28H252V29L255 30V33H252V32H254V31H253L252 29H250L251 27L249 28V26H247V25H250V24H251L252 27H253V26L256 27L255 25H262V23H261V22H260L261 24H258V23H251L252 21H251L250 18H249V17H250L249 15H251V11H250L251 8H249V10H248V9H247L248 7H243V6H242V3H241V0H234V1H233V0H230V1H229V0H228V1H227V0H223ZM229 2H231V3H229ZM232 2H233V3H232ZM250 2H251V1H250ZM250 2H248V3H250ZM15 3H16V2H15ZM215 3H216V2H215ZM240 3H241V4H240ZM253 3H254V2H252V5H251V3H250V6H251V7L253 6ZM11 4H12V3H11ZM11 4H10V5H11ZM45 4H46V3H45ZM117 4H118V3H117ZM143 4H144V3H143ZM143 4H142V5H143ZM179 4H180V3H179ZM209 4H210V3H209ZM94 5H95V4H94ZM189 5H190V4H189ZM213 5H214V4H213ZM240 5H241L242 7H240ZM102 6H103V5H102ZM110 6H111V5H110ZM113 6H114V4H113ZM117 6H118V5H117ZM121 6H122V5H121ZM143 6H144V5H143ZM160 6H161V5H160ZM202 6H203V5H202ZM214 6H215V5H214ZM234 6H235L236 9H238V10H236ZM237 6H238V7H237ZM17 7H18V6H17ZM44 7H45V6H44ZM55 7H56V6H55ZM136 7H137V6H136ZM209 7H210V6H209ZM209 7H208V8H209ZM211 7H212V6H211ZM239 7H240V10H239ZM64 8H65V7H64ZM168 8H169V7H168ZM189 8H190V7H189ZM222 8H224L225 10L222 9ZM227 8H228V10H230V9L232 10V11L230 10V12H231L232 15H233L234 12H235V13H237V12L240 13V14H239L240 16H239L238 13H237V15H236L237 18H236V17L234 18V17H232V15H231V17H232L231 19H233V18H234V20L236 19L234 22H239L238 25H240V26H237V23H236L235 28H234V27H230V26L233 25V22H232L233 20L231 21V20L228 19V13L226 12V11H228ZM229 8H230V9H229ZM233 8H234V9H233ZM245 8H246V9H245ZM182 9H183V8H182ZM221 9H222V10H221ZM241 9H242V10H241ZM11 10H12V9H11ZM50 10H51V9H50ZM108 10H109V9H108ZM176 10H177V9H176ZM196 10H197V9H196ZM201 10H202V9H201ZM212 10L215 11V12H216V11H220V12H218V13H217V12L214 13V14L218 15V17H219V14H220L221 12H222L223 14H224V13H227V16L224 14V16H226V18H225L224 20H225V21H228V20H229L228 22L231 21V24H232V25L229 26L230 29H229L228 26H227V25L230 24V23H227V25H225L226 22H225V21L223 22V19H222V18L224 17L223 14L221 13L220 16H223V17H221V18L219 19L217 16H214V15H213V11H212ZM243 10H245V12H244ZM247 10H248V11H247ZM41 11H42V10H41ZM52 11H53V10H52ZM52 11H51V12H52ZM63 11H64V10H63ZM96 11H97V10H96ZM112 11H113V10H112ZM126 11H127V10H126ZM142 11H145V9L142 10ZM223 11H225V12H223ZM240 11H241V12H240ZM242 11H243V12H242ZM261 11H263V10H261ZM5 12H6V11H5ZM13 12H14V11H13ZM24 12H25V11H24ZM82 12H83V10H82ZM85 12H86V11H85ZM105 12H106V11H105ZM107 12H108V11H107ZM132 12H133V11H132ZM146 12H147V11H145V13H146ZM232 12H233V13H232ZM249 12H250V13H249ZM57 13H58V12H57ZM61 13H62V12H61ZM88 13H89V12H88ZM96 13H97V12H96ZM96 13H94V14H96ZM111 13H112V12H111ZM235 13H234L233 16H235ZM243 13H244V14H243ZM245 13H248V16H249V17H248ZM142 14H143V13H142ZM146 14H147V13H146ZM146 14H143L144 17L146 16L145 19H147V15H146ZM181 14H182V13H181ZM185 14H186V13H185ZM190 14H192V13H190ZM197 14H198V13H197ZM211 14H212V15H211ZM241 14H242V15H241ZM8 15H9V14H8ZM52 15H53V14H52ZM69 15H70V14H69ZM127 15H128V14H127ZM140 15H141V13L139 14V16H140ZM167 15H168V14H167ZM174 15H175V13H174ZM195 15H196V14H195ZM201 15H202V14H201ZM244 15H246V16H244ZM32 16H33V15H32ZM43 16H44V15H43ZM134 16H135V14H134ZM154 16H155V15H154ZM169 16H170V15H169ZM185 16H187V15H185ZM212 16H213V17H212ZM257 16H258V13H257ZM12 17H13V16H12ZM107 17H109V16H107ZM136 17H137V16H135L134 18H136ZM140 17H141V16H140ZM172 17H173V16H172ZM207 17H210V18H207ZM214 17H215V18H214ZM243 17L246 18V20H244ZM252 17H253V15H252ZM2 18H3V17H2ZM17 18H18V17H17ZM48 18H49V16H48ZM98 18H99V17H98ZM100 18H101V17H100ZM134 18H133V19H134ZM187 18H188V17H187ZM187 18H186V19H187ZM189 18H190V17H189ZM205 18H207V19H205ZM229 18H230V15H229ZM239 18H240L241 20H240ZM248 18H249V19H248ZM253 18H254V17H253ZM23 19H24V18H23ZM29 19H30V18H29ZM137 19H138V18H137ZM137 19H136V23L138 24L140 21L137 22ZM139 19H140V18H139ZM143 19H144V18H143ZM143 19H142V21H143ZM145 19H144V20H145ZM160 19H161V18H160ZM168 19H169V18H168ZM191 19H192V18H191ZM208 19H210V20L208 21ZM227 19H228V20H227ZM238 19H239L240 21H239ZM21 20H22V19H21ZM50 20H51V19H50ZM95 20H96V19H95ZM97 20H98V19H97ZM108 20H110V19H108ZM120 20H121V19H120ZM150 20H152V18H151V19L149 18V22H150ZM163 20H164V19H163ZM194 20H195V19H193V21H194ZM197 20H199V19L197 18ZM203 20H204V21H203ZM258 20H259V19H258ZM26 21H27V20H26ZM42 21H43V20H42ZM103 21H104V20H103ZM145 21H146V20H145ZM170 21H171V20H170ZM187 21H189V20H187ZM245 21H247L246 23H248V24H246ZM34 22H35V21H34ZM104 22H105V21H104ZM112 22H113V21H112ZM131 22H133V21L131 20ZM143 22H144V21H143ZM152 22H153V21H152ZM194 22H195V21H194ZM208 22H209V23H208ZM240 22H241L243 25H242ZM109 23H110V22H109ZM134 23H135V21H134ZM169 23H170V22H169ZM184 23H185V22H184ZM187 23H188V22H187ZM190 23H191V21H190ZM190 23H189V25H191ZM210 23H211V24H210ZM214 23H215V24H214ZM244 23L246 24L245 26H244ZM84 24H85V23H84ZM90 24H91V23H90ZM132 24H133V23H132ZM132 24H131V25H132ZM140 24L143 25L144 23H140ZM145 24L147 25L148 23H145ZM174 24H175V23H174ZM185 24H186V23H185ZM209 24H210V26H212V27H210ZM234 24H235V23H234ZM38 25H39V24H38ZM79 25H80V23H79ZM96 25H97V23H96ZM98 25H99V24H98ZM133 25H134V24H133ZM138 25H139V24H138ZM151 25H153V24L151 23ZM179 25H180V24H179ZM224 25H225V26H224ZM48 26H49V25H48ZM89 26H90V25H89ZM107 26H108V25H107ZM109 26H110V25H109ZM109 26H108V27H109ZM113 26H114V25H113ZM115 26H116V24H115ZM136 26H137V25H136ZM177 26H178V25H177ZM196 26H197V25H196ZM200 26H199V27H200ZM213 26H214V27H213ZM233 26H234V25H233ZM236 26H237V27H236ZM262 26H263V25H262ZM42 27H43V26H42ZM99 27H100V26H99ZM101 27H102V26H101ZM101 27H100V28H101ZM104 27H106V26H104ZM118 27H119V26H118ZM139 27H140V29L142 28V26H140V25H139ZM143 27H144V26H143ZM149 27H150V26H149ZM173 27H175V26L173 25ZM183 27H184V26H183ZM193 27H194V26H193ZM193 27H192V28H193ZM209 27H210V28H209ZM238 27H239V28L241 27V28L238 30ZM244 27H246L247 29H246V28H245L246 30L243 29ZM13 28H14V27H13ZM94 28H95V27H94ZM106 28H107V27H106ZM133 28H134V27H133ZM158 28H159V27H158ZM171 28H172V27H171ZM233 28H234V30H232ZM236 28H237V29H236ZM22 29H23V28H22ZM39 29H40V28H39ZM56 29H57V28H56ZM135 29H138V28L136 27ZM186 29H187V27H186ZM188 29H189V28H188ZM248 29H250V30H248ZM27 30H28V29H27ZM78 30H79V29H78ZM78 30H77V32H78ZM96 30H97V29H96ZM106 30H107V29H106ZM133 30H134V29H133ZM155 30H156V29H155ZM160 30H161V29H160ZM211 30H212V31H211ZM220 30L223 31V32H221ZM247 30H248V31H247ZM251 30H252V32H251ZM67 31H68V30H67ZM72 31H73V30H72ZM79 31H80V30H79ZM98 31H99V30H98ZM103 31H104V30H103ZM108 31H109V30H108ZM135 31H137V30H135ZM188 31H189V30H188ZM191 31H192V30H191ZM197 31H198V30H197ZM256 31H257V32L259 31V33H262L261 36H260V34L258 35V33L256 34ZM2 32H3V31H2ZM22 32H23V31H22ZM104 32H105V31H104ZM139 32H140V30H138V33H139ZM181 32H182V31H181ZM193 32H194V34H195V30H194ZM193 32H192V33H193ZM199 32H200V31H199ZM247 32H248V33H247ZM27 33H28V32H27ZM50 33H51V32H50ZM88 33H89V32H88ZM97 33H98V32H97ZM97 33H96V34H97ZM141 33H142V31L140 32V34H141ZM165 33H166V32H165ZM197 33H198V32H197ZM205 33H204V34H205ZM213 33H214V32H213ZM215 33H214V34H215ZM245 33H247V34H245ZM78 34H79V33H78ZM105 34H106V33H105ZM135 34H136V33H135ZM156 34H157V33H156ZM194 34H193V35H194ZM198 34H200V33H198ZM206 34H205L204 36H206ZM217 34H215V35H217ZM249 34H250V35H249ZM252 34H253V36H252ZM255 34H256V35H255ZM56 35H57V34H56ZM75 35H77V33H75ZM101 35H102V34H101ZM162 35H163V34H162ZM215 35H214V36H215ZM247 35H248V36H247ZM71 36H72V35H71ZM73 36H74V35H73ZM83 36H84V34H83ZM98 36H99V35H98ZM112 36H113V35H112ZM114 36H115V35H114ZM131 36H132V35H131ZM156 36H157V35H156ZM209 36H210V37H209ZM214 36H213V37H214ZM218 36H217V37H218ZM16 37H17V36H16ZM51 37H52V35H51ZM55 37H56V36H55ZM67 37H68V36H67ZM69 37H70V35H69ZM94 37H96V36H94ZM169 37H170V36H169ZM172 37H173V36H172ZM179 37H180V36H179ZM215 37H216V36H215ZM242 37H243V38H242ZM248 37H249V38H248ZM70 38H71V37H70ZM78 38H79V37H78ZM101 38H102V37H101ZM139 38H141V37L139 36ZM209 38H210V39H209ZM246 38H247V39H246ZM261 38H260L259 40H257V41H260ZM47 39H48V38H47ZM56 39H57V38H56ZM81 39H82V38H81ZM168 39H169V38H168ZM248 39H249V41H248ZM50 40H51V39H50ZM67 40H68V39H67ZM83 40H84V39H83ZM123 40H125V39H123ZM140 40H141V39H140ZM140 40H139V41H140ZM179 40H180V38H179ZM197 40H198V41H197ZM197 40H194L195 42L193 41V43L199 42V39H197ZM214 40H215V38H214ZM217 40H218V39L216 38V41H217ZM242 40H243V41H242ZM246 40H247V41H246ZM47 41H48V40H47ZM74 41H75V40H74ZM97 41H99V40H97ZM112 41H113V40H112ZM121 41H122V40H121ZM132 41H133V40H132ZM145 41H146V40H145ZM175 41H176V40H175ZM191 41H192V40H191ZM254 41H255V40H253V43H254ZM257 41H255L256 44H257ZM23 42H24V41H23ZM169 42H170V40H169ZM242 42H243V43H242ZM262 42L264 43V41H262ZM62 43H63V42H62ZM104 43H105V42H104ZM123 43H124V42H123ZM134 43H135V42H134ZM134 43H133V44H134ZM184 43H185V42H184ZM199 43L201 44V42H199ZM241 43H242V46L240 47ZM16 44H17V43H16ZM16 44H14V45H16ZM43 44H44V42H43ZM63 44H64V43H63ZM80 44H81V43H80ZM94 44H95V43H94ZM107 44H108V43H107ZM118 44H119V43H118ZM168 44H169V43H168ZM176 44H177V42H176ZM258 44H259V43H258ZM258 44H257V45H258ZM261 44H262V43H261ZM17 45H18V44H17ZM37 45H38V44H37ZM45 45H46V44H45ZM111 45H112V44H111ZM114 45H115V44H114ZM163 45H164V44H163ZM179 45H180V44H179ZM243 45H244V47H243ZM259 45H260V44H259ZM263 45H264V44H263ZM64 46H65V45H64ZM118 46H119V45H118ZM131 46H132V45H131ZM139 46H140V45H139ZM159 46H160V45H158V47H159ZM169 46H170V45H169ZM174 46H175V45H174ZM209 46H211V45H209ZM88 47H89V46H88ZM162 47H163V46H162ZM176 47H177V46H176ZM176 47H174V48L176 49ZM242 47H243V48H242ZM253 47L255 48L254 45H253L251 48L253 49ZM145 48H146V47H145ZM168 48H169V47H168ZM211 48H214V50H212ZM217 48H218V47H217ZM217 48H216V49H217ZM238 48H240L239 51H238ZM241 48H242V49H241ZM247 48H245V49H247ZM73 49H75V47H74ZM111 49H112V48H111ZM142 49H143V48H142ZM142 49H141V50H142ZM175 49H174V50H175ZM189 49H190L191 53H189ZM236 49H237V50H236ZM245 49H244V50H245ZM45 50H46V48H45ZM49 50H50V47H49ZM70 50L73 51L72 49H70ZM135 50H136V49H135ZM135 50H134V51H135ZM159 50H160V49H159ZM169 50H172V49H169ZM169 50H168V51H169ZM176 50H177V49H176ZM218 50H219V49H217V52H218ZM227 50H228L229 52H231V54L228 53ZM254 50H255V49H254ZM254 50H253V51H254ZM146 51H147V50H146ZM156 51H157V49H156ZM162 51H163V50H162ZM194 51H195V49H194ZM220 51H221V50H220ZM220 51H219V52H220ZM236 51H237V52H236ZM49 52H50V51H49ZM60 52H61V51H60ZM93 52H94V51H93ZM111 52H112V51H111ZM135 52H136V51H135ZM140 52H141V51H140ZM175 52H176V54L178 53V51H175ZM180 52H181V51H180ZM192 52H193V54H192ZM209 52H210V53H209ZM211 52H212V54H211ZM222 52H221V53H222ZM233 52H234V53H233ZM235 52H236V53H235ZM239 52L242 54V55L240 54V55H241L240 57H242V58H239V61H238V63H237L236 59H237V57H238L239 55L236 56V54H239ZM41 53H42V52H41ZM43 53H44V52H43ZM68 53H70V52L68 51ZM71 53H72V52H71ZM132 53H133V52H132ZM207 53H208V54H207ZM232 53H233V55H232ZM247 53H248V52H247ZM59 54H60V53H59ZM95 54H96V53H95ZM155 54H156V53H153V55H155ZM163 54H164V52H163ZM226 54H229V56L231 55V57H226ZM263 54H264V53H263ZM129 55H130V54H129ZM132 55H133V54H132ZM134 55H135V54H134ZM178 55H179V54H178ZM214 55H215V54H214ZM234 55H235L236 57H235ZM212 56H211V57H212ZM247 56H248V55H247ZM251 56H252V55H251ZM54 57H55V56H54ZM141 57H142V56H141ZM150 57H151V55L149 56V58H150ZM156 57H157V56H156ZM182 57H183V58H182ZM216 57H213V58H210V59H215V60H216ZM225 57H226V59H225ZM234 57H235V59H234ZM249 57H250V56H249ZM249 57H248L247 59H249ZM254 57H255V56H254ZM52 58H53V57H52ZM100 58H101V57H100ZM181 58L184 59V61H183ZM255 58H256V57H255ZM155 59H158V58H155ZM199 59H201V60H199ZM240 59H241L242 61H241ZM49 60H50V59H49ZM104 60H105V58H104ZM113 60H114V59H113ZM161 60H162V58H161ZM161 60H160V63L163 62V61H161ZM169 60H170V59H169ZM206 60H207V61H206ZM208 60L211 61V62H208ZM220 60H221L222 62H221ZM232 60H235L236 63H235V61H232ZM237 60H238V59H237ZM252 60H253V59H252ZM57 61H58V60H57ZM91 61H92V59H91ZM151 61H152V60H151ZM156 61H157V60H155V62H156ZM177 61H178V60H177ZM185 61H186V62H185ZM254 61H255V60H254ZM77 62H78V61H77ZM103 62H104V61H103ZM110 62H111V61H109V63H110ZM158 62H159V61H158ZM206 62H208V63H206ZM228 62H229V63H228ZM233 62H234V63H233ZM240 62H241V63H240ZM56 63H57V62H56ZM89 63H91V62H89ZM99 63H100V62H99ZM101 63H102V62H101ZM105 63H106V62H105ZM105 63H104V64H105ZM109 63H108V64H109ZM135 63H136V62H135ZM137 63H138V62H137ZM150 63H151V62H150ZM177 63H178V62H177ZM204 63H205V64H204ZM209 63H211V64H210L211 66L209 65ZM94 64H95V63H94ZM112 64H113V63H112ZM155 64H156V63H155ZM168 64H169V63H168ZM189 64H190V65H189ZM221 64H222V65H221ZM238 64H239V65H238ZM260 64H261V63H260ZM64 65H65V63H64ZM89 65H90V64H89ZM99 65H100V64H99ZM157 65H160V64L158 63ZM196 65H197V64H196ZM196 65H195V67H196ZM230 65H232V66H230ZM251 65H252V64H251ZM51 66H52V65H51ZM58 66H59V65H58ZM67 66H68V65H67ZM70 66H71V65H70ZM90 66H91V65H90ZM149 66H150V64H149ZM160 66L163 67L162 65H160ZM165 66H166V65H165ZM173 66H174V64H173ZM88 67H89V66H88ZM114 67L116 68V66H114ZM117 67H118V66H117ZM122 67H123V66H122ZM167 67H168V66H167ZM192 67H193V68H192ZM209 67H210V68H209ZM215 67H216L217 69H219V70L217 71L218 73H216V74H217V75L219 74L218 77H221L220 75L222 74L221 80H222V78L225 77L224 80L227 81V85H226V82H225V81H221V80L219 81V79H217L216 74H214V73H210V72H213V71H214ZM231 67H232V69H231ZM234 67H235V68H234ZM244 67H245V66H244ZM254 67H255V66H254ZM89 68H90V67H89ZM97 68H98V67H97ZM97 68H96V69H97ZM120 68H121V67H120ZM123 68H124V67H123ZM164 68H165V67H164ZM175 68H176V67H175ZM179 68H180V69H179ZM202 68H209V69H211L212 71L210 70V72L208 73V71H207L206 69H202ZM229 68L231 69V70H230L231 73L235 72V73H233V75H231L230 72H229V73L227 72V69L229 70ZM109 69H110V68H109ZM162 69H163V68H162ZM173 69H174V68H173ZM183 69H184V70H183ZM244 69H245V68H244ZM248 69H249V68H248ZM248 69H247V71H248ZM253 69H254V68H253ZM54 70H55V69H54ZM71 70H72V69H71ZM88 70H89V69H88ZM88 70H87V71H88ZM94 70H95V69H94ZM94 70L91 69V71H88V72H87L86 70H84V72H85V74H86L87 76H84L85 79L83 78L82 80H84V81H88V82H91V81H89V78H90V77L92 78V75H91V74L94 73ZM97 70H98V69H97ZM118 70H119V69H118ZM239 70H240V69H239ZM242 70H243V69H242ZM158 71H159V70H158ZM158 71H157V72H158ZM181 71H185V73H184V72H181ZM188 71H189V72L191 71V73H189ZM220 71H222V73H221ZM225 71L227 72L226 74H225ZM66 72H67V71H66ZM78 72H79V71H78ZM86 72H87V73H86ZM95 72H97V71L95 70ZM101 72H103V71H101ZM105 72H106V71H105ZM150 72H151V71H150ZM162 72H163V71H162ZM162 72H160V73L163 74ZM166 72H168V71H166ZM253 72H254V71H253ZM258 72H259V71H258ZM109 73H110V72H109ZM109 73H108V74H109ZM192 73H193V74H192ZM220 73H221V74H220ZM241 73H242V72H241ZM261 73H262V71H261ZM89 74H90V75H89ZM95 74H96V73H95ZM95 74H93V75H95ZM130 74H131V72H130ZM183 74H185L186 76H184ZM212 74H213V75H212ZM229 74H230V75H229ZM239 74H240V73H239ZM81 75H82V74H81ZM164 75H166V74H164ZM225 75H226V76H229L228 80H227V78H226ZM243 75H244V74H243ZM243 75H242V76H243ZM98 76H99V75H98ZM102 76H103V75H102ZM116 76H117V75H116ZM176 76H177V77H176ZM183 76H184V77H183ZM213 76H215V77H213ZM240 76H241V75H240ZM258 76H259V75H258ZM261 76H262V75H261ZM86 77H87V78H86ZM144 77H145V76H144ZM163 77H164V76H163ZM170 77H169V78H170ZM185 77H186V78H185ZM210 77H212V78H214V79L216 78L219 82L215 81L216 79H215V80L211 79ZM230 77H231V78H230ZM53 78H54V77H53ZM91 78H90V79H91ZM105 78H107V77H105ZM129 78H130V77H129ZM166 78H167V76H166ZM173 78H172V79H173ZM75 79H77V78H75ZM75 79H74V81H75ZM87 79H88V80H87ZM93 79H94V81H95V78H94V77H93ZM93 79H91V80L93 81ZM125 79H126V78H125ZM127 79H128V78H127ZM151 79H152V78H151ZM179 79H180V81H179ZM181 79H182V80H181ZM248 79H249L250 81H252L253 79L255 80V78H253V76H252L251 78H249V76H248ZM129 80H130V79H129ZM229 80L231 81V83L234 82V83H232L233 85L229 83V82H230ZM113 81H114V80H113ZM51 82H52V81H51ZM62 82H63V80H62ZM69 82H70V81H69ZM178 82H179V83H178ZM191 82H192V83H191ZM221 82H222L223 84H224V82H225V85H224V87H225V88H224V91H225V92H223V94H224V93H225V94H224V96H222L223 94L221 95L222 98H223V100H224V103H223V101L221 102L222 99L220 100V95H219V98H218V96H216L217 93H219V91H220L221 88H222V89H221V92H222V90H223V86L221 87ZM240 82H241V81H240ZM245 82H246V81H245ZM63 83H64V82H63ZM67 83H68V82H67ZM81 83H82V82H81ZM83 83H84V82H83ZM92 83H93V82H92ZM92 83H91V84H92ZM97 83H98V82H97ZM137 83H138V82H137ZM140 83H141V80L139 81V84H140ZM146 83H148V82H146ZM154 83H155V82H154ZM166 83L163 82V84H165V85L162 84L158 89L161 90L162 86L164 87V86L167 85ZM188 83H189V86H190L191 84L194 85V86L191 85L190 87H188ZM190 83H191V84H190ZM193 83H194V84H193ZM68 84H69V83H68ZM73 84H74V85H73ZM73 84H72V85H73L74 87H77V86H75L76 83H73ZM94 84H96V83H94ZM113 84H114V83H113ZM131 84H132V83H131ZM139 84H138V85H139ZM174 84H173V85H174ZM228 84H229V85H228ZM252 84H253V82H251V85H252ZM53 85H54V84H53ZM84 85H85V84H84ZM84 85H82V86H84ZM117 85H118V84H117ZM128 85H129V84H128ZM138 85H137V86H138ZM141 85H143V84L141 83ZM168 85H167L166 88H168ZM248 85L251 86L249 83H248ZM70 86H71V85H70ZM91 86H92V85H91ZM185 86H187V87H185ZM198 86H200V87L198 88ZM229 86H230V87H231V86H234V87H231V88H230ZM235 86H237V87H235ZM95 87H96V86H95ZM154 87H155V86H154ZM176 87H177V86H176ZM194 87L196 88V91H197V89H198V91L201 90L200 95H199L198 92H195V93H194V91L192 90V88L194 89ZM238 87H239V88H238ZM70 88H71V87H70ZM96 88H97V87H96ZM141 88H143V87H141ZM185 88H186V90H184ZM189 88H191V89H189ZM234 88H235V89H234ZM241 88H242V90H241ZM82 89H83V88H82ZM154 89H155V88H154ZM225 89H226V90H225ZM236 89H237V90H236ZM259 89H260V88H259ZM62 90H63V89H62ZM109 90H110V89H109ZM135 90H136V89H135ZM160 90H159L158 92H160ZM179 90H180V91H179ZM229 90H230L231 92H230ZM233 90H234V92H233ZM250 90H252V89H250ZM95 91H96V90H95ZM148 91H149V89H148ZM148 91H147V92H148ZM181 91H182V92H181ZM188 91H190V92L187 93ZM192 91H193V93H192ZM227 91H229V92L227 93L228 97L225 96ZM235 91H236V93H237V91H238L237 95H236ZM239 91H241L242 93H243V91H244L245 94H244V93H243L244 95H243V94H240L241 92H239ZM254 91H255V90H254ZM258 91H259V90H258ZM65 92H66V91H65ZM74 92H75V91H74ZM101 92H102V91H101ZM136 92H137V91H136ZM145 92H146V91H145ZM179 92H180L181 94H180ZM262 92H263L262 90H261V92L259 91V93H262ZM50 93H51V92H50ZM55 93H56V92H55ZM97 93H98V92H97ZM170 93H171V94H170ZM185 93H186V95H188L187 97H186ZM190 93H192V95L197 93V94H196L197 97H193L194 95L192 96ZM257 93H258V92H257ZM110 94H111V93H110ZM173 94H176V95H173ZM230 94H231V96H230ZM249 94H251V95H249ZM144 95H145V94H144ZM181 95H182V96H181ZM214 95H215L216 97H214ZM239 95H240V96L243 95V97H244V99H243L242 102H241V98H243V97L240 98ZM247 95H249V99H248ZM1 96H2V95H1ZM132 96H133V95H132ZM147 96H149V95H146V97H147ZM160 96H164V95L162 94V95H160ZM172 96H173L174 98H173ZM189 96H190L191 98L193 97V98H197V99H195V100H194V99H191V98H189ZM229 96H230V97H229ZM235 96H236V97H235ZM134 97H135V96H134ZM149 97H151V96H149ZM176 97H177V98H176ZM178 97H179V98H178ZM212 97H213V98H212ZM224 97H226V98H225L226 101H225ZM231 97H232L233 99H232ZM234 97H235V99H234ZM246 97H247L248 100L245 99ZM42 98H43V97H42ZM85 98H86V96H85ZM102 98H103V97H102ZM136 98H137V97H136ZM175 98H176L177 100H176ZM187 98H189V101H188ZM216 98H217V99H216ZM45 99H46V98H45ZM156 99H159V98H156ZM160 99H161V98H160ZM173 99H175V101H174ZM184 99H183V100H184ZM186 99H187V101H186ZM190 99H191V100H190ZM218 99H219V100H218ZM227 99H228V101H227ZM19 100H20V99H19ZM46 100H47V99H46ZM48 100H49V99H48ZM154 100H155V99H154ZM181 100H182V99H181ZM211 100H212V101H211ZM213 100H215V102H213ZM237 100H238V101H237ZM239 100H240L241 104L238 103ZM244 100H245V101H248V102L245 103ZM118 101H119V100H118ZM133 101H134V100H133ZM146 101H147V100H146ZM159 101H160V100H159ZM162 101H163V103L165 104V106L163 105L164 107L162 106L161 108H158V110H160V111L156 112V113H158V116H159V114H160V116L157 117V119L159 118V122H160V119H161L162 117L164 118L165 116H167V115H166V112H167L168 116H170V115L173 116L172 114L176 111V110H175L174 112L171 111V113L168 112V111H170V110H168V109H167L166 111H164L163 109H164V108L166 109V107H167V105H166V103H165L166 100L163 99V100H161L160 102H162ZM173 101H174V102H173ZM230 101H231V103H229ZM261 101H262V100H261ZM1 102H2V101H1ZM29 102H30V100H29ZM72 102H73V101H72ZM90 102H91V101H90ZM156 102H157V101H156ZM172 102H173V103H172ZM183 102L181 101V103H183ZM226 102H227V103H226ZM235 102H236L238 105H237ZM253 102H252V109L254 110V108H255V104L253 105ZM119 103H120V102H119ZM171 103H172V104H171ZM211 103H212V104H211ZM213 103H214L215 105H214ZM221 103H222L223 105H222ZM243 103H244V104H243ZM248 103H249V105H248ZM259 103H260V101L258 100V104H259ZM20 104H21V102H20ZM22 104H23V103H22ZM25 104H26V103H25ZM114 104H115V103H114ZM151 104L153 105L152 102H151ZM157 104H158V103H157ZM157 104L155 103V105H157ZM167 104H168V103H167ZM190 104H189V106H190ZM225 104H226L227 106H224ZM232 104H233V105H232ZM239 104H240V106H239ZM261 104H262V103H261ZM261 104H259V107H261V106H260ZM30 105H31V104H30ZM87 105H88V103H87ZM152 105H150V106H152ZM159 105H162V104L159 103ZM175 105H174V106H175ZM235 105H236V106H239V107H236ZM256 105H257V104H256ZM7 106H8V103H7ZM32 106H33V105H32ZM145 106H146V105H145ZM157 106H158V105H157ZM213 106H214V107H213ZM230 106H231V108H229ZM241 106H242L244 109L241 108ZM247 106H248V108H246ZM257 106H258V105H257ZM17 107H18V106H17ZM19 107H20V106H19ZM96 107H97V106H96ZM96 107H95V108H96ZM155 107H156V106H155ZM170 107H171V108H170ZM187 107H188V106H187ZM187 107H186V109L189 108V107H188V108H187ZM225 107L228 108V109H227V110L224 109ZM259 107H258V109L255 108V109H256V113H255V115H256L257 117L255 116L254 119L252 120L253 122L251 121V122L253 123V126H251V127H252V129H253V128H254V129L252 130V129H250L251 127H249V129H250L252 132H255V134H257V133H256V131H254V130H258V127H257V125L254 124V123H255L257 120L259 121V118H258V117H259V114H260V113L262 114V112H263L262 110H264V108L262 109V107H261V109H260ZM263 107H264V106H263ZM0 108H1V107H0ZM7 108H8V107H7ZM13 108H14V107H13ZM26 108H27V107H26ZM30 108H31V107H30ZM32 108H33V107H32ZM36 108H37V107H36ZM89 108H90V107H89ZM93 108H94V107H93ZM130 108H131V107H130ZM162 108H163V109H162ZM167 108H168V107H167ZM173 108H174V107H173ZM198 108H200V109L202 108V110H200V112H199V111H198ZM239 108H240V109H239ZM9 109H10V108H9ZM9 109H8V110H9ZM15 109H16V108H14V110H15ZM38 109H40V108H37V110H38ZM41 109H42V107H41ZM180 109H181V108H180ZM193 109H195V110H193ZM216 109H217V110H216ZM221 109H222V110H221ZM229 109H231V110H229ZM237 109H238V110H237ZM241 109H242V111H241L242 113L240 112ZM246 109H247V110H246ZM10 110H11V109H10ZM145 110H146V108H145ZM154 110H155V109H154ZM188 110H190V108H189ZM188 110H187L188 115H186V116H189V115H190L189 112H190L191 110H190V111H188ZM233 110L235 111V113H234ZM245 110H246V111H245ZM253 110H252V112H253ZM257 110H258V112H257ZM2 111L4 112V110H2ZM6 111H7V110H6ZM27 111H28V110H27ZM47 111H48V110H47ZM47 111H45V112L47 113ZM181 111H182V110H181ZM181 111H180V112H181ZM184 111H185V110H184ZM184 111H182V114H183ZM227 111H229V113H227ZM230 111H231V112H230ZM238 111H239V112H238ZM244 111H245V112H244ZM247 111H248V112H247ZM259 111H260V112H259ZM3 112H2V113H3ZM121 112H122V111H121ZM151 112H152V111H151ZM162 112H163V115H164V116H162V114H161ZM206 112H207V113H206ZM218 112H221V113L224 112V113H223V117L220 118L219 116H222V114H221V113H218ZM237 112H238V113H237ZM246 112H247L248 115L246 114ZM7 113H8V112H7ZM22 113H23V112H22ZM169 113H170V114H169ZM176 113H178V112H176ZM226 113H227L229 116H228ZM232 113H234V114H232ZM263 113H264V112H263ZM12 114H13V113H12ZM27 114H28V113H27ZM37 114H38V113H37ZM182 114L180 113V115H179V114H178V115L181 116ZM185 114H186V113H185ZM225 114H226V115H225ZM231 114H232V115H231ZM4 115H5V114H4ZM8 115H9V113H8ZM22 115H23V114H22ZM25 115H26V114H25ZM29 115H30V114H29ZM33 115H34V114H33ZM123 115H124V114H123ZM176 115H177V114H176ZM176 115H175V116H176ZM198 115H199V114H198ZM198 115H197V118H196L197 120H198ZM213 115H214V116H213ZM234 115H236V116H234ZM2 116H3V115H2ZM20 116H21V115H20ZM26 116H28V115H26ZM42 116L44 117L43 114H42ZM135 116L137 117V115H135ZM168 116H167V117H168ZM171 116H170V118H171ZM179 116H176V118L179 117ZM186 116L184 117V115H182V117H183L184 119H187V120H188L189 117L186 118ZM193 116H194V114H193ZM193 116H192V119L190 120V122H193L192 120L195 118V117L193 118ZM226 116H227V117H226ZM231 116H232L233 119L231 118ZM10 117H12V116H10ZM10 117H9V118H10ZM23 117H24V116H23ZM46 117H47V116H46ZM119 117H120V116H119ZM130 117H131V116H130ZM133 117H134V116H133ZM136 117H134V118H136ZM228 117H229V119H228ZM250 117H251V116H250ZM20 118H21V117H20ZM28 118L30 119V117H28ZM33 118H34V117H33ZM41 118H42V117H41ZM41 118H40V119H41ZM53 118H54V117H53ZM121 118H122V117H121ZM138 118H139V117H138ZM140 118H142V117H140ZM168 118H169V117H168ZM174 118H175V117H174ZM218 118H219V119H218ZM222 118H223V119H222ZM10 119H11V118H10ZM26 119H27V118H25V120H26ZM83 119H84V118H83ZM85 119H86V118H85ZM112 119H113V118H112ZM117 119H119V118H117ZM153 119H154V121H153ZM153 119H152V118H151V119H148V120H150V121L152 120V123L149 125L151 128L154 127L155 124H156V125H157V123L159 124V122L157 121V119L155 120V116H154ZM178 119L182 120L181 118H177L176 121L174 120V121H172V122H174V123H179V122L177 121ZM260 119H261V118H260ZM2 120H3V119H2ZM11 120H12V119H11ZM11 120H9V121H11ZM21 120L24 121L23 119H21ZM33 120H34V119H33ZM106 120H107V119H106ZM130 120H132V118H131ZM135 120H137V119H135ZM135 120H134V121H135ZM143 120H144V119H143ZM166 120H167V119H164V120H162L161 122H165L164 125L167 126V121H166ZM187 120H184V121L182 120V121L185 122V121H187ZM194 120H195V119H194ZM197 120H195V121H197ZM228 120H229V121H228ZM233 120H234V121H233ZM238 120H239V119H238ZM254 120H256V121H254ZM18 121H19V120H18ZM26 121H27V120H26ZM39 121H41V120H39ZM50 121H52V120H50ZM84 121H85V120H84ZM150 121H149V122H150ZM156 121H157V122H156ZM240 121H241V120H240ZM244 121H245V120H244ZM244 121H243V122H244ZM258 121H257L256 123H259ZM261 121H262V120H261ZM263 121H264V120H263ZM16 122H17V121H16ZM66 122H67V121H66ZM131 122H132V121H131ZM155 122H156V123H155ZM161 122H160V123H161ZM169 122H171V121H169ZM169 122H168V123H169ZM180 122H181V121H180ZM183 122H181V123L179 124V127L181 126V127H180V131H181V132L184 131V129H185V128H184V129L182 128V127L185 126V125H184L185 123L183 124ZM197 122H198V121H197ZM218 122H219V121H218ZM230 122H231V123H230ZM9 123H10V122H9ZM17 123H19V122H17ZM82 123H83V122H82ZM132 123H134V122H132ZM135 123L137 124V121H136ZM138 123H139V121H138ZM153 123H154V125H153ZM194 123H195V122H194ZM221 123H222L223 125H222V126H219L218 124L221 125ZM228 123H229V124H228ZM236 123H237V122H236ZM247 123H246V124H247ZM252 123H251V125H252ZM3 124H6V123H3ZM11 124H12V122H11ZM35 124H36V123H35ZM38 124H39V122H38ZM48 124H49V123H48ZM125 124H126V123H125ZM145 124H146V123L144 122V125H145ZM162 124H163V123H162ZM162 124H161V125H162ZM170 124H171V123H170ZM182 124H183V125H182ZM187 124H188V123L186 122V126H188L190 123H189L188 125H187ZM224 124H225V127H226L227 129L223 128ZM244 124H245V122H244ZM248 124H249V123H248ZM17 125H18V124H17ZM29 125H30V124H29ZM32 125H33V124H32ZM45 125H46V124H45ZM49 125H50V124H49ZM85 125H86V124H85ZM94 125H95V124H94ZM122 125H124V124H122ZM139 125H140V123H139ZM142 125H143V124H142ZM142 125H140V126H142ZM164 125H163V127L165 128V129H164L165 131H164V133H163V131H162V135L166 136V133H165V132L168 131V128H169V131H171L172 128H170V127L168 126L167 129H166V126H164ZM191 125H192V124H191ZM191 125H190V126H191ZM197 125H198V126H197ZM227 125H228V126H227ZM254 125H256V126H254ZM4 126H5V125H4ZM12 126H14V125H12ZM34 126H35V125H34ZM41 126H42V125H41ZM59 126H60V125H59ZM59 126H58V127H59ZM115 126H116V125H115ZM117 126H118V125H117ZM130 126H131V125H130ZM135 126H136V125H135ZM145 126H146V125H145ZM149 126H148V124H147L146 129H148ZM157 126H158V125H157ZM159 126H160V125H159ZM159 126H158V127H159ZM171 126H172V125H171ZM218 126H219V127H218ZM25 127H27V126H25ZM28 127H29V126H28ZM37 127H38V126H37ZM46 127H47V126H46ZM124 127H126V126H123V128H121V131H122V132L119 131V130H120L119 128H118L117 132L122 133L123 135H121V136H122V137H123V136H126L127 139L124 137V140H123V139L121 140V138H120V136H119L120 134L118 135V133H117V135H118V137H119V138H118V139H119V142H117V140H116L117 143H122L121 141H125V139H126V140H127V141H126V144L128 145L129 140H130L131 143L134 142V143L131 144V145L133 146L132 148H134V150L131 149V150H133V153L137 152L136 150H138V151L141 150V151H143L145 154L147 153V156H146V157H148V156L150 157L151 154H155V155H156V154H159L158 152H159L162 148H161L160 150H157V151H156L157 148H158V149L160 148V147H156V145H157V143H156L155 145H153V149H155V150H154V151H151V150H152V145H150V142H149L147 139H145V140H147V141H144V142H145L144 145H143V144H142V145H136V147H137V148H136V147L134 146L136 141H134V140L138 139L137 136H136L137 138L135 137V135H136L137 133H136L134 136H132V134H131L130 132H128V133L126 132L127 129H124ZM214 127H217V128H214ZM247 127H248V126H247ZM17 128H18V127H17ZM23 128H24V126H23ZM39 128H40V127H39ZM42 128H43V127H42ZM81 128H82V127H81ZM83 128H84V126H83ZM126 128H127V127H126ZM151 128H150V130H151ZM154 128H155V127H154ZM154 128H153V129H154ZM160 128H161V129H160ZM160 128H157V129H159V130H157V131L160 132V130H163V129H162V126H161ZM175 128H178V125H177V127H175ZM222 128H223V129H222ZM237 128H238V127H237ZM27 129H28V128H27ZM40 129H41V128H40ZM112 129H113V128H112ZM114 129H115V128H114ZM139 129H140L141 131H140ZM142 129H143V126H142L141 128L138 127V130L135 131V132H139V133H138V136H142L143 134H149V133L151 134V132L154 133V134H155V133L157 134V131H156V132L154 131V130H156V129H154L153 131H150V130L148 129L150 132H149V131H144V132H143ZM178 129H179V128H178ZM182 129H183V130H182ZM186 129H187V127H186ZM210 129H211V130H212V129H217V130H218V133H219V132H220V133H224L225 135L221 134V136L223 137V139H220L221 141H220V140H217V138L215 137V135L212 134V131L210 132ZM219 129H220L222 132H221ZM0 130H1V129H0ZM22 130H23V129H22ZM38 130H39V129H38ZM41 130H42V129H41ZM43 130H45V128H44ZM48 130H49V128H48ZM59 130H60V129H59ZM130 130H131V129H130ZM173 130H175V129H173ZM259 130H260V129H259ZM2 131H4V130L2 129ZM10 131H11V130H10ZM31 131H32V130H31ZM34 131H35V130H34ZM81 131H82V130H81ZM103 131H104V130H103ZM132 131H133V130H132ZM169 131H168V132H169ZM180 131H177V132H180ZM7 132H8V130H7ZM28 132H29V131H28ZM44 132H45V131H44ZM67 132H68V131H67ZM76 132H77V131H76ZM147 132H148V133H147ZM171 132H173V131H171ZM209 132L211 133V136L209 135V134H210ZM213 132H215V131H213ZM15 133H16V132H15ZM23 133H24V135H25V132H23ZM30 133H31V132H30ZM35 133H36V132H34V134H35ZM73 133H75V132H73ZM169 133H170V132H169ZM208 133H209V134H208ZM220 133H219V134H220ZM229 133H230V132H229ZM21 134H22V133H21ZM26 134L28 135L29 133L26 132ZM36 134L38 135V132H37ZM77 134H78V133H77ZM81 134H82V133H81ZM81 134H80V136H81ZM103 134H104V133H103ZM114 134H115V133H114ZM140 134H141V135H140ZM171 134H172V133H171ZM171 134H169V135H171ZM173 134H175V133L173 132ZM173 134H172V135H173ZM180 134H181V133H180ZM232 134H233V133H232ZM234 134H235V133H234ZM3 135H4V134H3ZM78 135H79V134H78ZM128 135H129V136H128ZM167 135H168V134H167ZM172 135H171V136H172ZM212 135H213L214 137H213ZM251 135H252V134H251ZM257 135H258V134H257ZM0 136H2V135H0ZM21 136H22V135H21ZM86 136H87V134H86ZM150 136H151V137H154L153 139H155V138H156L155 136H157V135H155V136H154V135H150ZM175 136H177V134H175L174 137L172 136V140L175 138ZM3 137H4V136H2V140H3ZM25 137H26V136H25ZM77 137H79V136H77ZM82 137H83V135H82ZM93 137H94V136H93ZM99 137H100V136H99ZM111 137H112V136H111ZM157 137H158V136H157ZM167 137H170V136H166V138H167ZM183 137H184V136H183ZM224 137H225L226 139H225ZM9 138H10V137H9ZM15 138H16V137H15ZM64 138H65V137H64ZM74 138H75V137H74ZM84 138H85V137H84ZM102 138H104V137H102ZM102 138H101V139H102ZM106 138H107V137H106ZM116 138H117V137H116ZM128 138H129V139H128ZM145 138H146V137H145ZM178 138L181 139V136L179 135ZM212 138H213V139H212ZM214 138H216L215 140H217V141L219 142V144L214 140ZM12 139H13V138H12ZM23 139H24V138H23ZM82 139H83V138H82ZM156 139H158V138H156ZM167 139H169V138H167ZM167 139H166V141H165L164 143L167 144V145L169 144V146H172V145H171L172 142L169 141V142H170V143H169V142L167 141ZM170 139H171V138H170ZM170 139H169V140H170ZM218 139H219V138H218ZM224 139H225V140H224ZM247 139H248V138H247ZM18 140H19V139H18ZM50 140H51V139H50ZM63 140H64V139H63ZM63 140H62V141H63ZM163 140H164V139H161L159 143H161ZM223 140H224V141H223ZM11 141H12V140H11ZM11 141H10V142H11ZM54 141H55V140H54ZM87 141H88V140H87ZM102 141H104V140H102ZM155 141H156V140H155ZM0 142H2V141H0ZM3 142H5V141H3ZM13 142H14V141H12V143H13ZM19 142H20V141H19ZM85 142H86V140H85ZM85 142H84V143H85ZM147 142H149V145H150V146L148 145ZM166 142H167V143H166ZM190 142H189V143H190ZM207 142H210L211 144H210V143H207ZM213 142H214V143H213ZM20 143H21V142H20ZM79 143H80V142H79ZM84 143H82L83 145L81 144L82 147L84 146ZM91 143H92V142H91ZM91 143H90V144H91ZM96 143H98V141H97ZM162 143H163V142H162ZM162 143H161V146L163 147V146H164V143H163V145H162ZM173 143H174V142H173ZM177 143H178V142H177ZM177 143H176V144H177ZM185 143H186V142H185ZM191 143H190V144H191ZM229 143H230V142H229ZM231 143H232V140H231ZM234 143H235V142H234ZM86 144L89 145L88 143H86ZM86 144H85V146H87ZM92 144H94V143H92ZM174 144H175V143H174ZM181 144H182V143H181ZM181 144H180V145H181ZM221 144H222V145H221ZM235 144H237V143H235ZM256 144H257V143H256ZM262 144L264 145V142H263ZM74 145H75V144H74ZM74 145H73V146H74ZM76 145H77V143H76ZM81 145H79V147H80ZM94 145H95V144H94ZM122 145H123L122 147H120V145H116V147H115V146H111V147L116 148L115 151H114V153H118L117 151L122 150V151H121V153H122L121 155L123 156V155H125L124 153H126V155H125L126 157H125V158H129V157L131 158V157H133V158H132V159H133L132 162H133V161H137V160L139 161L140 157H142V156H143V157H142L141 159L144 158L145 154L142 153L141 151H140V152H141L140 154H143V155H140L139 152H137V156H138V157H137V156H134V155H136V154L133 155L132 151H131L128 147H125V148H128L130 151L124 148V142L122 143ZM186 145H187V144H186ZM210 145H212V146H210ZM214 145H215L218 149H217ZM217 145H218V146H217ZM220 145H221V147H220ZM226 145L228 146V148H226V147H227ZM4 146H5V145H4ZM36 146H37V143H36ZM58 146H59V145H58ZM66 146H67V144H66ZM91 146H92V145H91ZM97 146H98V145H97ZM102 146H103V145H102ZM102 146H101V147H102ZM141 146H142V147H141ZM143 146H144L145 149H146L145 146H147L148 150H147V149L145 150V149L143 148ZM148 146H149V147H148ZM154 146H155L156 148H155ZM158 146H159V145H158ZM169 146H166V145H165V147H166L165 149H167V147H169ZM181 146H182V145H181ZM187 146H189V144H188ZM187 146H186V147H187ZM192 146H193V147H192ZM209 146H210V147H209ZM222 146L224 147V149H223ZM6 147H7V146H6ZM8 147H9V146H8ZM8 147H7V148H8ZM18 147H19V146H18ZM33 147H34V146H33ZM46 147H47V146H46ZM71 147H72V146H71ZM75 147H76V146H75ZM95 147H96V145H95ZM117 147H118V148H117ZM119 147H120V148H119ZM173 147H175V146H172V148H173ZM178 147H179V145H178ZM178 147H177V148H176V147L174 148L175 150L178 149V150H176V152L180 150V149H179L180 147H179V148H178ZM184 147H185V145L183 146V148H184ZM208 147H209V148H208ZM212 147H214V150H213V151H212V149H213ZM252 147H253V146H252ZM260 147H261V146H260ZM263 147H264V146H263ZM263 147H261V149H260V151H259V155L256 154V153L258 152V149H257V150H256L257 152H256V151L254 152L255 154L251 155V157H250V155H249L250 158H247V159H248V160H246L247 162H246V161L243 162V164L246 163V166L248 165V168H247L246 171H245V172H248V173H246V174H242V173H241L242 175H244V176H242V179H241V177H239V178L241 179V181H242V187L244 186L243 181H244L245 178H247V179H245V180L249 181V182L246 181L247 186H248V185H252V184H253L252 186H256V185H254V183H255V181L259 183V178H258V180H257L256 177H258V176L254 175V174H256L257 172H258L257 174H260V173H261L262 175L264 174V168H263V167H264V154H263V153H264V148H263ZM3 148H4V147H3ZM89 148H90V145H89ZM97 148H99V147H97ZM142 148H143V149H142ZM183 148H182V150H184ZM211 148H212V149H211ZM215 148H216V149H215ZM234 148H235V147H234ZM256 148H257V147H256ZM256 148H255V149H256ZM8 149H9V148H8ZM66 149H67V148H66ZM86 149H87V152H88V154H89V152H91V149L93 150V149H95V148H93V146H92V148H90V149L86 148ZM103 149L105 150V148H103ZM103 149L101 148L100 151L103 150ZM110 149H111V148H110ZM118 149H119V150H118ZM124 149H125V152L123 151ZM135 149H136V150H135ZM149 149H151V150L149 151ZM168 149H169V148H168ZM174 149H173V150H172V149L169 150V151H171V152H168V150H167L166 153H167V152H168L169 154H170V153H173L172 151H174ZM198 149H199V148H198ZM219 149H220V150H219ZM222 149H223V151H222ZM241 149H242V148H241ZM250 149H251V148L249 147V150H250ZM24 150H25V149H24ZM88 150H89V151H88ZM126 150H127V151H126ZM144 150H145V151H144ZM162 150H163V149H162ZM162 150L160 151V154H161V155H162V153H161ZM210 150H211L212 154L216 153V154L214 155L215 157L212 156ZM215 150H216V151H215ZM228 150H229V151H228ZM235 150H236V148H235ZM249 150H248V151H249ZM12 151H13V150H12ZM17 151H18V150H17ZM108 151H109V150H108ZM147 151H148V152H147ZM187 151H188V152H187ZM221 151H222V152H221ZM226 151H227V152H226ZM82 152H84V151H82ZM92 152H94V151H92ZM92 152L90 153V155H86L87 158H86L85 161L87 162V164H88V161H87V160L89 159V156L92 157L93 154L95 153V152H94V153L92 154ZM96 152H99V151L96 150ZM101 152H102V151H101ZM104 152H105V151H104ZM127 152H128V153H127ZM129 152H131V153H129ZM149 152H150V153H149ZM152 152H153V153H152ZM174 152H175V151H174ZM176 152H175V153H176ZM181 152H182V151H181ZM181 152H180V153H181ZM207 152H208V153H207ZM209 152H210V153H209ZM218 152H219V153H218ZM242 152H243V151H242ZM250 152H251V150H250ZM20 153H21V152H20ZM43 153H44V152H43ZM58 153H59V152H58ZM80 153H81V151H80ZM85 153H86V151H85ZM107 153H108V152H107ZM175 153H173L174 156H177V155H175ZM177 153H178V152H177ZM177 153H176V154H177ZM185 153H186V154H185ZM188 153H189V156L187 155ZM251 153H252V152H251ZM22 154H23V153H22ZM44 154H45V153H44ZM44 154H43V155H44ZM59 154H60V153H59ZM76 154H78V153H76ZM96 154H97V153H96ZM96 154H95V155H96ZM102 154H103V153H102ZM131 154H132V156H131ZM149 154H150V155H149ZM199 154H200V155H199ZM206 154H208V156H207ZM218 154H220V155H218ZM221 154H222V155H221ZM227 154H226V155H227ZM262 154H263V156H262ZM37 155H38V154H37ZM39 155H40V154H39ZM39 155H38V156H39ZM41 155H42V154H41ZM41 155H40V158H39V159H41ZM43 155H42V158H44ZM53 155H54V154H53ZM57 155H58V154H57ZM66 155H67V154H66ZM66 155H65V156H66ZM69 155H70V154H69ZM83 155H85V154H83ZM95 155H94V157L92 158L93 160H92L91 158L89 159L90 163H91V160H92V161H97V160H98V162H99V160H100L99 158H100L101 156L99 157V154H97V155H96V156H97V157H96L97 160H96V159H94V158H95ZM103 155H104V154H103ZM108 155H109V154H108ZM112 155H113V154H112ZM127 155H129V156L127 157ZM186 155H187V156H186ZM191 155H192V156H191ZM198 155H199V156H198ZM203 155H204V156H203ZM254 155H256V156H254ZM1 156H2V155H1ZM5 156H6V155H5ZM26 156H27V155H26ZM65 156H64V157H65ZM71 156H72V155H70V157H71ZM75 156H76V155H75ZM105 156H106V155H105ZM105 156H104V158H106ZM114 156H115V155H114ZM116 156H119V154H117ZM159 156H160V155H159ZM178 156H179V155H178ZM178 156H177V157H178ZM183 156H184V157H183ZM185 156H186V157H185ZM197 156H198V157H197ZM200 156H203V157H200ZM205 156L207 157V158H206V160H207L206 162L209 163L210 161H208V160H211L212 163L207 164V163H205V161H200V159H202V158L204 159ZM211 156H212V157H211ZM228 156H229V155H228ZM258 156H259V157H258ZM261 156H262V157H261ZM98 157H99V158H98ZM110 157H111V156H109V157L107 158L106 161H104V159L101 158V160H100L99 163H102L103 165H106V164H104V163H105V162H106V163L108 162L107 165H109V164L112 163V162H114V163H119V162L121 163V162H122V163H124V167H122V169H123L122 172L124 171V169L127 170V168H125V166H126V167H129V166H130V167H129V170H131V169L134 168L135 166H136L137 168H139L138 166L140 165V164H138V166H137V165H132V162H131V159H130V158L128 159V160H130V162H131V163L129 162L130 165H128V164L126 165V163H128V160L125 162L126 159H125V160L123 159V161H124V162H123V161H120V160H119V161H118V160H115V159H113V157L110 159ZM136 157H137V158H136ZM149 157H148V158H149ZM157 157H158V156H157ZM177 157H175V158H177ZM187 157H188V159H184V158H187ZM192 157L195 158V159H193ZM196 157H197V158H196ZM199 157H200V158H199ZM213 157H214V158H213ZM217 157H219V158H217ZM221 157H222V158H221ZM244 157H245V156H244ZM254 157H255V158H254ZM2 158H3V157H2ZM48 158H49V157H48ZM68 158H69V156H68ZM118 158H119V157H118ZM134 158H136L137 160L134 159ZM165 158H162V159H165ZM190 158L193 159L194 161L191 160ZM198 158H199V159H198ZM210 158H211V159H210ZM252 158H254V159H252ZM257 158H258L259 160H258ZM8 159H9V158H8ZM10 159H11V158H10ZM10 159H9V160H10ZM12 159H14V158H12ZM12 159H11V160H12ZM16 159H17V158H16ZM35 159H36V157H35ZM35 159H34V160H35ZM61 159H62V158H61ZM71 159H72V158H71ZM84 159H85V158H84ZM108 159H109V160H108ZM119 159H121V157H120ZM141 159H140V160H141ZM145 159H146V158H145ZM145 159H144V160H145ZM157 159H158V158H157ZM159 159H160V158H159ZM166 159H165V160H166ZM196 159L198 160L197 162H196ZM222 159H223V160H222ZM261 159L263 160V162H262ZM42 160H43V159H42ZM42 160H41V162H42ZM51 160H52V159H51ZM149 160H153V159H149ZM174 160H175V159H174ZM174 160H173V161H174ZM190 160H191V161H190ZM251 160H252V161H251ZM12 161H13V160H12ZM16 161H18V160H16ZM101 161H102V162H101ZM103 161H104V162H103ZM138 161H137V162H138ZM141 161H142V160H141ZM141 161H140V162H141ZM155 161H156V160H155ZM155 161L153 160V161H150V162H151V164H152V162H153V163H156ZM234 161H235V160H234ZM249 161H251V162L249 163ZM256 161H257V162L259 161V162L257 163ZM5 162H6V161H5ZM14 162H15V161H14ZM22 162H23V160H22ZM24 162H25V161H24ZM27 162H29V161L27 160ZM45 162H46V161H45ZM73 162H74V161H73ZM86 162H85V163H86ZM143 162H145V161H143ZM163 162H164V161H163ZM174 162H175V161H174ZM174 162H172V163H174ZM187 162H188V163H187ZM194 162H195V163H194ZM198 162H199V163H198ZM202 162H203V163H202ZM237 162H238V161H237ZM261 162H262L263 164H262ZM2 163H3V162H2ZM25 163H26V162H25ZM36 163H37V162H36ZM38 163H40V162H38ZM59 163H60V162H59ZM69 163H70V162H69ZM146 163H148V161H147ZM192 163H193V165H191ZM200 163H201L203 166L201 165V166L199 167ZM213 163H214V164H213ZM260 163H261V164H260ZM6 164H7V163H6ZM47 164H48V163H47ZM63 164H64V163H63ZM87 164H86V165H87ZM151 164H150V165H151ZM158 164H159V163H158ZM195 164H196V165H195ZM197 164H198V166H197ZM205 164H206V165H205ZM249 164H250V165H249ZM253 164H255V165H253ZM256 164H258V166H256ZM40 165H41V164H40ZM44 165H45V164H44ZM58 165H60V164H58ZM146 165H147V164H146ZM152 165H153V164H152ZM223 165H225V164H223ZM229 165H230V164H229ZM252 165H253V166H252ZM6 166H7V165H6ZM70 166H71V165H70ZM122 166H123V165H122ZM131 166H134V167H131ZM141 166H142V167H145V166H143V165H141ZM141 166H140V167H141ZM164 166H165L166 168H168L169 170L166 169V172H165V169H163ZM182 166H183V168H182ZM195 166H196V168H195ZM208 166H209V167H208ZM210 166H211V167H210ZM213 166L215 167L214 169H213ZM66 167H67V166H66ZM74 167H75V166H74ZM82 167H83V166H82ZM113 167H114V166H113ZM120 167H121V166H120ZM136 167H135V168H136ZM146 167H147V166H146ZM197 167H198V168H197ZM205 167H206V168H205ZM249 167H250V168H249ZM254 167H255V168H254ZM257 167H258V169H257ZM14 168H16V165H15ZM63 168H64V167H63ZM67 168H68V167H67ZM137 168H136V169H137ZM159 168H160V169H159ZM193 168H195V170H197V171H195ZM199 168H200V170H199ZM204 168H205L206 170H205ZM245 168H246V167H245ZM259 168H260V169H259ZM68 169H69V168H68ZM73 169H74V168H73ZM111 169H112V168H111ZM118 169H120V168H118ZM142 169H143V168H142ZM157 169H159V170H157ZM177 169H178V170H177ZM180 169H181V170H180ZM208 169H209V170H208ZM254 169H255L256 171H255ZM5 170H6V168H5ZM75 170H76V169H75ZM116 170H117V169H116ZM132 170H133V169H132ZM149 170H150V172H148ZM153 170H154V172H153ZM163 170H164V171H163ZM189 170H191V169H189ZM212 170H214V172H213ZM221 170H222V169H221ZM221 170H220V171H221ZM224 170H226V169L224 168ZM244 170H245V169H244ZM248 170H249V171H248ZM252 170H254V171H252ZM257 170H259V171H257ZM14 171H15V170H14ZM20 171H21V170H20ZM51 171H52V169H51ZM51 171H50V172H51ZM56 171H57V169H56ZM82 171H84V170H82ZM104 171H105V170H104ZM167 171H168V172H167ZM187 171H188V170H187ZM230 171H232V170H230ZM237 171H238V169H237ZM262 171H263V173H262ZM4 172H5V171H4ZM39 172H40V171H39ZM48 172H49V170H48ZM60 172H61V171H60ZM86 172H87V171H86ZM90 172H91V171H90ZM144 172H145V171H144ZM158 172H159V173H158ZM170 172H171V173H170ZM207 172H209V173H207ZM216 172H217V171H216ZM222 172H223V171H222ZM234 172H235V171H234ZM238 172H240V171H238ZM242 172H244V171H242ZM29 173H30V171H29ZM44 173H45V172H44ZM51 173H52V172H51ZM54 173H55V172H54ZM88 173H89V172H88ZM133 173H134V171H133ZM140 173H141V172H140ZM147 173H148V175H147ZM152 173H151V174H152ZM185 173L187 174L188 172H185ZM200 173H201V175H199ZM203 173H204V174H203ZM206 173H207V174H206ZM218 173H219V172H218ZM252 173H253V174H252ZM56 174H57V173H56ZM86 174H87V173H86ZM92 174H93V171H92ZM117 174H118V173H117ZM170 174H171V175H170ZM178 174H179V175H178ZM188 174H189V173H188ZM194 174H193V175H194ZM208 174H210V176H207ZM219 174H220V173H219ZM223 174H224V173H223ZM228 174H229V172H228ZM230 174H231V173H230ZM232 174L234 175V173H232ZM235 174H236V173H235ZM237 174H238V176H239V173H237ZM237 174H236V175H237ZM249 174H250V176L248 177ZM32 175H33V174H32ZM50 175H51V174H50ZM68 175H69V173H68ZM70 175H72V174H70ZM80 175H81V174H80ZM118 175H119V174H118ZM118 175H117V177H118ZM126 175H127V172H126V174H124V176L122 175L121 177H122V178L124 177V178H125V181L128 180V181L131 182V180H129V179H131V178H129V177L126 178ZM153 175H154V174H153ZM212 175H214L215 177L213 176V178H212ZM217 175H218V174H217ZM0 176H1V175H0ZM82 176H83V175H82ZM135 176H136V174H135ZM137 176H138V175H137ZM137 176H136V177H137ZM162 176H165L166 178H165V177H162ZM174 176H176V177L174 178ZM230 176H231V175H230ZM238 176H237V177H238ZM246 176H247V177H246ZM263 176H264V175H263ZM113 177H114V178H112V179L115 180V176H114V175H113ZM168 177H169V178H168ZM203 177H204V178H203ZM210 177H211V178H210ZM219 177H220V176H219ZM227 177H228V176H227ZM235 177H236V176H235ZM252 177H254V179H253ZM52 178H53V177H52ZM55 178H56V177H55ZM68 178H69V177H68ZM84 178H85V177H84ZM84 178H83V179H84ZM87 178H88V176H87ZM141 178H142V177H140V179H141ZM156 178H157V177H156ZM162 178H163V179H162ZM170 178H171V180H170ZM206 178H207V179H206ZM220 178H221V177H220ZM233 178H234V177H233ZM243 178H244V179H243ZM31 179H32V178H31ZM53 179H54V178H53ZM53 179H52V180H53ZM74 179H75V178H74ZM98 179H100V178H98ZM98 179H95V180H98ZM101 179H102V178H101ZM164 179H166V180H164ZM167 179H169L170 181L167 180ZM182 179H183V178H182ZM197 179L199 180V178H197ZM201 179H200V180H201ZM217 179H218V181H219V178H217ZM251 179H252V181H251ZM38 180H39V176H38ZM109 180H110V177H109ZM109 180H108V181H109ZM116 180H117V179H116ZM137 180H139V179H137ZM172 180H174V182H173ZM220 180L224 182V180H222V179H220ZM229 180H231V179H229ZM229 180H227V181H229ZM235 180H236V179H235ZM238 180H239V179H238ZM47 181H48V180H47ZM80 181H81V180H80ZM93 181H94V179H93ZM101 181H102V180H101ZM103 181H104V180H103ZM105 181H106V180H105ZM119 181H121V180H117L116 182L119 183ZM141 181L139 180L138 183H140ZM154 181H155V179H154ZM158 181H157V182H158ZM192 181H193V180H192ZM250 181H251V182H250ZM65 182H66V181H65ZM87 182H88L87 184H88V187H89V185H90V183H91V181H90V177H89V181H87ZM95 182H96V183H98V182H97V181H94V182H93V183H94V186H95V189H96V188L98 187L99 183H98V185H97ZM111 182H112V181H111ZM114 182H115V181H114ZM179 182H180V181H179ZM182 182H183V181H182ZM196 182H197V180H196ZM196 182H195V184H196ZM202 182H203V181H202ZM100 183H101V182H100ZM104 183H106V182H104ZM138 183H137V184H138ZM177 183H178L179 185H177ZM211 183H212V182H211ZM213 183H212V184H213ZM228 183H229V182H228ZM235 183H236V181H235ZM248 183H251V184H248ZM258 183H256V184H258ZM59 184H60V183H59ZM87 184H86V185L84 184L85 186H83L82 188L87 187ZM106 184H107V183H106ZM113 184H114V183H113ZM157 184H158V185H157ZM184 184H185V183H184ZM197 184H198V183H197ZM204 184H205V183H204ZM207 184H208V183H207ZM236 184H238V183H236ZM61 185H62V184H61ZM72 185H73V183H72ZM115 185H116V184H115ZM156 185H157V186H156ZM182 185H183V186H182ZM213 185H214V184H213ZM238 185H239V184H238ZM238 185H237V186H238ZM260 185H261V184H260ZM0 186H1V185H0ZM63 186H64V185H63ZM63 186H62V187H63ZM102 186H103V185H102ZM107 186H109V185H107ZM110 186H111V185H110ZM116 186H118V185H116ZM152 186H153V188H152ZM173 186H174V187H173ZM193 186H194V185H193ZM201 186H202V184H201ZM224 186H225V185H224ZM231 186H232V185H231ZM88 187H87V188H88ZM105 187H106V186H105ZM122 187H123V185H121V188H122ZM175 187H176V188H175ZM177 187H179V190L177 189ZM181 187H183V189H182ZM184 187H185V188H184ZM197 187H198V186H197ZM225 187H226V189H228L227 185H226ZM244 187H246V185H245ZM47 188H48V187H47ZM65 188H66V187H65ZM68 188H70V187H68ZM74 188L76 189V187H74ZM80 188H81V187H80ZM121 188H120V183H119V187H118V189H121ZM130 188H132V187H130ZM130 188L127 189V187H126V192H127V194H129L128 196H126L127 194H126L124 188H123L122 191H121V192H122V195H125V194H126L125 197H126V198L128 197L129 202H130V199H133L134 197H135V199L138 201V197H136V195L134 196V195L131 193V194H132V196H131V194L129 193V191H132V190H133V189L130 190ZM160 188H158V191H161ZM195 188H196V186H195ZM198 188H199V187H198ZM206 188H207V187H206ZM212 188H213V187H212ZM235 188H236V187H235ZM239 188H241V187H239ZM248 188H250V187H248ZM254 188H256V187H254ZM257 188L259 189V187H257ZM257 188H256V189H257ZM89 189H90V187H89ZM97 189H98V188H97ZM97 189H96V190H97ZM163 189H162V191H163ZM184 189H185V190H184ZM192 189H193V188H192ZM217 189H219V188H217ZM226 189H225V191H226ZM229 189H230V187H229ZM236 189H237V188H236ZM236 189H234V190H236ZM7 190H8V189H7ZM17 190H18V189H17ZM49 190H50V189H49ZM52 190H53V189H52ZM58 190H59V189H58ZM64 190H65V189H64ZM68 190H69V189H68ZM80 190H81V189H80ZM86 190H87V189L85 188V191H86ZM90 190H91V192L94 191V189H90ZM92 190H93V191H92ZM99 190H100V189H99ZM128 190H129V191H128ZM176 190H177V191H176ZM196 190H197V188H196ZM196 190H195V191H196ZM202 190H203V189H202ZM214 190H216V189H214ZM231 190H233V189L231 188ZM237 190H238V189H237ZM1 191H2V190H1ZM134 191H135V190H134ZM139 191H140V189H139ZM164 191H163V192H164ZM172 191H174V193H172ZM223 191H224V187H223ZM228 191H229V190H227L226 192H228ZM4 192H5V194H6V191H4ZM56 192H57V191H56ZM56 192H55V193H56ZM96 192H98V191H96ZM123 192H124V194H123ZM136 192H137V191H136ZM168 192H169V193H168ZM190 192H192L191 189H190ZM190 192H189V193H190ZM2 193H3V192H2ZM20 193H21V192H20ZM49 193H50V192H49ZM59 193H60V192H59ZM94 193H95V192H94ZM133 193H134V192H133ZM203 193H204V192H203ZM222 193H223V192H222ZM222 193H221V194H222ZM232 193H233V191H232ZM56 194L58 195V192H57ZM134 194H135V193H134ZM150 194H151V195H150ZM156 194H157V195H156ZM160 194H161V195H160ZM173 194H174V195H173ZM175 194H176V196H175ZM185 194H186V193H185ZM201 194H202V193H201ZM225 194H226V193H225ZM225 194H224V196H226L227 199H230V196H231V195H229V194H228V195H227V194L225 195ZM240 194H241V192H240ZM240 194H238V196H240ZM50 195H53V194H50ZM59 195H60V194H59ZM63 195H64V194H63ZM147 195H148V194H146V197H144V198H146V200L148 199V198H147ZM170 195H171L172 198L170 197ZM179 195H180V194H179ZM181 195H182V194H181ZM186 195H188V194H186ZM207 195H208V194H207ZM214 195H215V193H214ZM219 195H220V194H219ZM24 196H25V195H24ZM70 196H71V195H70ZM92 196H93V195H92ZM129 196H130V197H129ZM168 196H169L171 199H170ZM184 196H185V195H184ZM184 196H182V197L184 198ZM194 196H195V195H194ZM241 196H243V195H241ZM61 197H62V196H61ZM76 197H78V196H76ZM131 197H132V198H131ZM139 197H140V196H139ZM15 198H16V197H15ZM24 198H25V197H24ZM74 198H75V196H74ZM89 198H90V197H89ZM144 198H143V199H144ZM179 198H180V197H179ZM206 198H207V197H206ZM239 198H240V197H239ZM244 198H245V197H244ZM67 199H69V198H67ZM67 199H66V200H67ZM119 199H120V198H119ZM143 199H142V200H143ZM160 199H159V200H160ZM209 199H210V197H209ZM231 199H233V198L231 197ZM5 200H6V199H5ZM44 200H45V199H44ZM66 200H65V202H66ZM121 200H122V199H121ZM140 200H141V199H140ZM171 200H172V201H171ZM181 200H182V198H181ZM185 200H186V199H185ZM192 200H193V197H192ZM198 200L201 201L200 199H198ZM224 200H225V199H224ZM238 200H239V199H238ZM246 200H247V199H246ZM1 201H2V200H1ZM56 201H57V200H56ZM69 201H70V200H69ZM72 201H73V200H72ZM76 201H77V199H76ZM137 201H135V203H136ZM147 201H148V200H147ZM170 201H171V202H170ZM195 201H196V200H195ZM210 201H212V200H210ZM210 201H209V202H210ZM218 201H220V200H218ZM225 201H226V200H225ZM65 202H64V204H66ZM67 202H68V200H67ZM98 202H99V201H98ZM120 202H121V201H120ZM122 202H123V201H122ZM144 202H145V201H144ZM153 202H154V201H153ZM160 202H161V201H160ZM181 202H182V201H181ZM181 202H180V203H181ZM190 202H191V200H190ZM221 202H222V201H221ZM16 203H17V202H16ZM59 203H60V202H59ZM146 203H148V202H146ZM166 203H163V205H165ZM184 203H185V202H183V204H184ZM187 203H188V202H187ZM187 203H186V204H187ZM191 203H192V202H191ZM242 203H243V202H242ZM1 204H2V203H1ZM61 204H63V203H61ZM64 204H63L64 207L67 206V205H64ZM68 204H69V202H68ZM78 204H79V203H78ZM78 204H77V205H78ZM121 204H122V203H121ZM121 204H120V205H121ZM157 204H158V202H157ZM170 204H168V205H170ZM183 204H182V205H183ZM212 204H213V202H212ZM21 205H22V204H21ZM29 205H30V204H29ZM49 205H50V204H48V206H49ZM71 205H72V204H71ZM71 205H70V206H71ZM73 205H74V203H73ZM77 205H76V206H77ZM79 205H80V204H79ZM154 205H155V204H154ZM161 205H162V204H161ZM188 205H189V204H188ZM214 205H215V204H214ZM214 205H213V206H214ZM59 206H60V205H59ZM59 206H58V207H59ZM61 206H62V205H61ZM68 206H69V205H68ZM186 206H187V205H186ZM210 206H211V205H210ZM28 207H29V206H28ZM36 207H37V206H36ZM44 207H45V206H44ZM46 207H47V206H46ZM64 207H63V208H64ZM80 207L82 208V206H80ZM122 207H123V206H122ZM164 207H165V206H164ZM166 207H167V206H166ZM175 207H176V206H175ZM222 207H223V206H222ZM7 208H8V206H7ZM39 208H40V207H39ZM39 208H38V209H39ZM49 208H51V206H50ZM63 208L61 207V209H63ZM76 208H77V207H76ZM76 208H75V209H76ZM172 208H173V206H172ZM189 208H190V207H189ZM209 208H210V207H209ZM223 208H224V207H223ZM24 209H25V208H24ZM36 209H37V208H35V210H36ZM67 209H68V208H67ZM67 209H64V210H67ZM69 209H70V208H69ZM82 209H85V208H82ZM93 209H94V208H93ZM121 209H122V208H121ZM134 209H135V208H134ZM154 209H156V208H154ZM157 209H159V208H157ZM166 209H167V208H166ZM166 209H165V210H166ZM214 209H215V207H214ZM8 210H9V209H8ZM28 210H29V209H28ZM30 210H31V209H30ZM30 210H29V211H30ZM40 210H41V209H39V211H40ZM53 210H54V208L52 209V211H53ZM64 210H63V212H64ZM79 210H80V209H79ZM79 210H77V211H79ZM112 210H113V209H112ZM159 210H160V209H159ZM163 210H164V209H163ZM165 210H164V211H165ZM191 210H192V209H191ZM202 210H203V209H202ZM21 211H24V210H21ZM21 211L19 210V212H21ZM41 211H42V210H41ZM52 211H51V212H52ZM70 211H71V210H70ZM73 211H74V210H73ZM75 211H76V210H75ZM126 211H127V210H126ZM156 211H157V210H156ZM166 211H167V210H166ZM175 211H176V209H175ZM221 211H223V210H221ZM10 212H11V211H10ZM14 212H15V211H14ZM45 212H46V211H45ZM53 212H54V211H53ZM81 212H83V211H81ZM22 213H23V216H25L24 214L26 213V210H25L24 212H22ZM30 213H31V212H30ZM30 213H29V215H30ZM41 213H42V212H41ZM65 213H66V214L69 213V210H68V212L65 211ZM79 213H80V212H79ZM79 213L77 212V215H78ZM100 213H101V211H100ZM104 213H105V212H104ZM127 213H128V212H127ZM156 213H157V212H156ZM189 213H190V212H189ZM31 214H32V213H31ZM37 214H38V213H37ZM47 214H48V213H47ZM60 214H63V213H61V211H60ZM60 214H59V215H60ZM80 214H81V213H80ZM173 214H174V213H173ZM14 215H15V214H14ZM19 215H20V214H19ZM29 215H28V216H29ZM32 215H33V214H32ZM45 215H46V213L44 214V216H45ZM50 215H51V214H50ZM69 215H70V214H69ZM105 215H106V214H105ZM108 215H109V214H108ZM186 215H187V214H186ZM202 215H203V214H202ZM21 216H22V215H21ZM21 216H20V217H21ZM37 216H38V215H37ZM39 216H40V215H39ZM52 216H53V215H52ZM84 216H85V215H84ZM94 216H95V215H94ZM162 216H163V215H162ZM213 216H214V214H213ZM26 217H27V216H26ZM26 217H25V218H26ZM58 217H59V216H58ZM68 217H69V216H68ZM73 217H76V215L73 216ZM132 217H134V216H132ZM172 217H173V216H172ZM193 217H194V216H193ZM29 218H32V217H29ZM35 218H36V217H35ZM38 218H39V217H38ZM40 218H41V216H40ZM50 218H52V217H50ZM60 218H61V217H60ZM137 218H138V217H137ZM146 218H147V217H146ZM164 218H165V217H164ZM183 218H184V217H183ZM58 219H59V218H58ZM61 219H64V218H61ZM138 219H139V218H138ZM141 219H142V218H141ZM158 219H159V217H158ZM165 219H166V218H165ZM167 219H168V218H167ZM1 220H3V219L1 218ZM1 220H0V222H1ZM22 220L24 221V219H22ZM33 220H34V219H33ZM88 220H90V219H88ZM183 220H184V219H183ZM25 221H26V220H25ZM29 221H30V220H29ZM52 221H54V220H52ZM64 221H65V222H64ZM67 221H68V220H67ZM69 221H70V220H69ZM79 221H80V219H79ZM114 221H115V219H114ZM168 221H169V220H168ZM45 222H46V220L44 221V224H46ZM56 222H57V221H56ZM60 222H61V223L64 222V227H65V228L67 227V228H66L67 231H66V230L63 231V229L59 226V227L61 228V230H59V229H60L59 227H56V228H54V230H53L54 232L52 231V232H50V233H52V234L55 233V230L58 228V229H57V232H58V233H62V234H65V233H66V235H65V239H66L68 236L71 238L70 235L67 236V234H70V233H68V230H69L71 227H68L67 224L65 225V223H66V220H65V219L63 220V222L60 220L59 223H60ZM72 222H73V221H72ZM89 222H90V221H89ZM115 222H116V221H115ZM164 222H165V221H164ZM50 223H51V222H50ZM50 223H49V226H51ZM61 223H60V224H61ZM108 223H109V222H108ZM153 223H154V222H153ZM197 223H198V222H197ZM1 224H2V222H1ZM7 224H8V223H7ZM27 224H28V223H27ZM32 224H33V223H32ZM35 224H36V223H35ZM37 224H38V223H37ZM37 224H36V225H37ZM53 224H54V222H53ZM53 224H52V227L55 226V225H53ZM84 224H85V223H84ZM33 225H34V224H33ZM115 225H116V223H115ZM140 225H141V224H140ZM27 226H28V225H27ZM29 226H31V225L29 224ZM85 226H86V225H85ZM107 226H108V225H107ZM107 226H106V228H108ZM110 226H111V225H110ZM201 226H202V225H201ZM204 226H205V225H204ZM16 227H17V225H16ZM16 227H15V228H16ZM19 227H20V226L18 225L17 228H19ZM32 227H34V228H31V227H30V229H31V230L33 229V230H34V229H35V226H32ZM39 227H40V226H38V228H39ZM45 227H46V225H45ZM113 227H114V225H113ZM38 228L36 229L37 231H38ZM42 228H43V227H42ZM114 228H115V227H114ZM50 229H51V228H50ZM52 229H53V228H52ZM84 229H85V228H84ZM90 229H91V228H90ZM33 230L31 231L32 234H33L34 231H35V230H34V231H33ZM71 230H72V228H71ZM73 230H75V229H73ZM161 230H162V228H161ZM24 231H26V230H24ZM46 231H47V229H46ZM48 231H50V230H48ZM48 231H47V232H48ZM62 231H63V232H62ZM81 231H82V229H81ZM186 231H187V230H186ZM0 232H1V230H0ZM13 232H14V231H13ZM31 232H29V233H30V236H31ZM35 232H36V231H35ZM16 233H17V231H16ZM21 233L23 234V232H21ZM21 233H20V235H21ZM50 233H44V235L47 236V235H49ZM73 233H74V235H75V231H73ZM177 233H178V232H177ZM13 234H14V233H13ZM24 234H26V233L24 232ZM37 234H39V233H37ZM46 234H47V235H46ZM62 234H59V235L61 236ZM106 234H107V233H106ZM1 235H2V234H1ZM6 235H8V234H6ZM20 235H19V237H21ZM27 235H28V234H27ZM27 235H25V237H26ZM44 235L42 234L41 237H44ZM76 235L78 236V234H76ZM82 235H83V234H82ZM121 235H122V234H121ZM167 235H168V234H167ZM251 235H252V234H251ZM3 236H4V235H3ZM52 236H53V235H52ZM135 236H136V235H135ZM8 237H9V236H8ZM11 237H12V235H11ZM11 237H10V238H11ZM36 237H37V236H36ZM36 237H35V238H36ZM38 237H40V235H38ZM41 237H40V238H41ZM73 237L76 238L75 236H73ZM114 237H115V236H114ZM190 237H191V236H190ZM22 238H23V236H22ZM26 238H28V237H26ZM32 238H33V237H32ZM32 238H31V239H32ZM54 238H55L56 241L58 242V238H57L56 235L54 236ZM62 238H64V237L62 236ZM62 238H60V240H61ZM78 238H80V237H78ZM78 238H77V239H78ZM91 238H92V236H91ZM91 238H89V239H91ZM112 238H113V237H112ZM13 239H15V237H13ZM24 239H25V238H24ZM65 239H64L63 241H65ZM101 239H102V238H101ZM168 239H169V238H168ZM176 239H177V238H176ZM10 240H11V239H10ZM33 240H35V239H33ZM38 240H39V239H38ZM47 240H48V239H47ZM52 240H53V239H52ZM60 240H59V241H60ZM91 240H92V239H91ZM137 240H138V239H137ZM178 240H179V239H178ZM184 240H185V239H184ZM205 240H206V239H205ZM246 240H247V239H246ZM11 241H12V240H11ZM15 241H16V240H15ZM40 241H41V239H40ZM50 241H51V240H49L48 242H46V241H44V242H46L45 244H48V243H50ZM61 241H62V240H61ZM78 241H79V239H78ZM83 241H84V240H83ZM94 241H95V240H94ZM94 241H93V242H94ZM206 241H207V240H206ZM8 242H9L10 245H12L10 241H8ZM34 242H35V241H34ZM42 242H43V241H42ZM44 242H43V243H44ZM51 242H52V241H51ZM87 242H89V241H87ZM91 242H92V241H91ZM211 242H212V241H211ZM246 242H247V241H246ZM52 243H54V242H52ZM52 243H50V244H52ZM65 243H66V242H65ZM65 243H64V244H65ZM85 243H86V242L84 241V244H85ZM107 243H108V242H107ZM170 243H171V242H170ZM195 243H196V242H195ZM7 244H8V243H7ZM9 244H8V245H9ZM50 244H48L47 246H49ZM54 244H55V245H54ZM54 244H52V245L56 246L57 243H54ZM75 244H76V243H75ZM86 244L88 245V243H86ZM156 244H157V242H156ZM222 244H223V243H222ZM0 245H1V243H0ZM8 245H6V246H8ZM13 245L15 246V248H14L13 250H11V248H10V250H11L12 252H14V250H15L16 248H19V249H20V247H19V246L16 247V245H15L14 243H13ZM13 245H12V246H13ZM38 245H39V244H38ZM42 245H43V244H42ZM52 245L49 246V247L46 246V248L54 247V246H52ZM57 245H59V242H58ZM65 245H67V243H66ZM172 245H173V244H172ZM240 245H241V244H240ZM32 246H33V245H32ZM62 247H64V246H61L59 249L62 250L63 253L66 252V249H62ZM71 247H72V246H71ZM121 247H122V246H121ZM169 247H170V246H169ZM235 247H236V246H235ZM5 248H7V247H5ZM8 248H9V247H8ZM8 248H7V249H8ZM39 248H40V250H42V246L39 247ZM64 248H65V247H64ZM147 248H148V246H147ZM180 248H181V247H180ZM186 248H187V247H186ZM33 249H34V248H33ZM36 249H38V248H36ZM148 249H149V248H148ZM152 249H153V248H152ZM16 250H17V249H16ZM38 250H39V249H38ZM38 250H37V253H38ZM50 250H51V249H50ZM60 250H59V251H60ZM74 250H76V249L74 248ZM177 250H178V249H177ZM189 250H190V249H189ZM204 250H205V249H204ZM11 251H10V252H11ZM67 251H68V250H67ZM150 251H151V250H150ZM2 252H3V251H2ZM45 252H46V251H45ZM45 252H42L41 255L44 256V254H45V256L47 255L48 257H49L50 255H51V256L53 255V254H52L53 252H51V253H49L48 251H47L46 253H45ZM68 252H70V251H68ZM90 252H91V250H90ZM92 252H93V251H92ZM110 252H111V251H110ZM120 252H121V251H120ZM129 252H130V251H129ZM14 253L16 254L17 252L15 251ZM54 253L56 254V251H55ZM63 253H62V254H63ZM78 253L80 254V252H78ZM99 253H100V252H99ZM143 253H144V252H143ZM179 253H180V252H179ZM11 254H12V253H11ZM15 254H14V255H15ZM25 254H26V253H25ZM29 254H30V253H29ZM32 254H34V253H32ZM38 254H39V253H38ZM49 254H50V255H49ZM100 254H101V253H100ZM117 254H118V253H117ZM145 254H146V253H145ZM197 254H198V253H197ZM34 255H35V254H34ZM34 255H33V257H34ZM5 256H6V255H5ZM58 256H60V255H58ZM107 256H108V255H107ZM109 256H110V255H109ZM161 256H162V255H161ZM189 256H190V255H189ZM24 257H25V256H24ZM27 257H29V256H27ZM31 257H32V256H31ZM92 257H93V256H92ZM94 257H95V256H94ZM99 257H101V256H99ZM122 257H123V256H122ZM166 257H167V256H166ZM195 257H199V256H195ZM195 257H194V258H195ZM20 258H21V257H20ZM51 258H53V257H51ZM184 258H186V257H184ZM190 258H191V257H190ZM194 258H193V259H194ZM218 258H219V257H218ZM7 259H8V258H7ZM74 259H75V258H74ZM195 259H196V258H195ZM0 260H2V259L0 258ZM5 260H6V258H5ZM96 260L98 261V258H97ZM190 260H191V259H190ZM190 260H189V261H190ZM8 261L10 262L11 260H8ZM25 261H27V260H25ZM70 261H71V259H70ZM85 261H86V260H85ZM109 261H110V260H109ZM6 262H7V260H6ZM11 262H12V261H11ZM90 262L92 263V261H90ZM93 262H94V261H93ZM98 262H99V261H98ZM107 262H108V261H107ZM107 262H106V263H107ZM143 262H144V261H143ZM193 262H194V261H193ZM78 263H79V262H78ZM109 263H110V262H109ZM6 264H7V263H6ZM34 264H36V263H34ZM37 264H38V263H37ZM74 264H75V262H74ZM94 264H96V261L94 262ZM191 264H192V263H191Z\"/></svg>", "mask_w": 264, "mask_h": 264}]
</instances>
